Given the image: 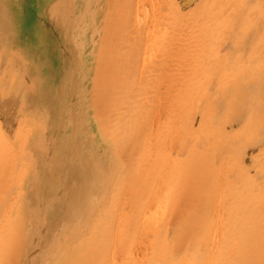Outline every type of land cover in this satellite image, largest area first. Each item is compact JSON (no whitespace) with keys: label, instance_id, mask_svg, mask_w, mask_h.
<instances>
[{"label":"rangeland","instance_id":"obj_1","mask_svg":"<svg viewBox=\"0 0 264 264\" xmlns=\"http://www.w3.org/2000/svg\"><path fill=\"white\" fill-rule=\"evenodd\" d=\"M146 1H145V5H143V7L145 8V6H146V9L148 10L147 15L149 14V12H150V14H152V12L154 10H155L154 12H156V10H159V11L156 12L159 15H161L160 13L162 12V15L161 16L156 15V17L158 16L157 19H159L158 21L156 20L158 22V23L157 22L156 23L159 25V27H160V24H161L162 20H164L166 17L167 18H170V16H172V15H174V16L178 15L179 17L182 16L184 18L183 21H185V23L183 22L182 25L183 26L185 25L184 26L185 27L184 29L186 30V32L184 33L183 38L181 36H179V37H181V38H179V37H177V36L174 35V32L173 31H171V35L172 36L174 35V37H176L177 40H176V38L172 37L173 38V44L175 43L174 45H172V48L174 46L175 47L173 49H171L170 51L167 50L168 49L167 48L168 46L166 45V39H164L165 37H163V39H164L163 42H162V40H159L158 41V39H157V42H156V40H154L152 42L153 43V46H151L152 44L150 45L152 47V50H155L156 46L161 45V46H159V49L157 47L159 54H154V55L151 54V51L152 50L150 51V49H149L150 47L147 48L150 51L149 53L147 52V49H145V51L148 54L144 50H143L144 52L143 51H141V52H143L144 55L147 54L149 56V59L151 61H149V60L148 61L151 62V66H152V63H153L152 59H153L154 56H155L156 59H158V58H160L159 56H161V53H167V51H169L167 53V55H169V57H172V55H174V56L177 57V59L179 57L181 60L178 59L176 61V63H177L176 64L175 63V59H176L175 57H172V60L173 61L171 60V58H170L171 61L170 60L166 61V60L160 59V62H162V65H163L161 67H163V68L165 67L166 68V69L164 68V70L162 71L163 68L160 67V64L161 63L158 66H154V65L152 67L150 66L151 68H149V66H146V65H148V64H146V62H148V61L146 60V56H143V53H142L141 56L138 54L139 55L138 58L136 57L139 60H135L133 58V60H135L134 63H136L133 68L137 67V68L134 69V71L140 70L139 67L140 68H143L144 71H145L146 70L145 67L146 68L148 67V69H150V70H152V71H154V72L157 73V75L154 76V77H153V75H155L156 73L155 74H152V77L154 79L152 81H150V82H149V79H147V80L146 79H143L142 81L138 82L137 83L138 86L136 85V88L135 89L138 90V87L140 86V89L141 90L139 89L138 90L139 93H137L136 90L134 89L135 90L134 91V94L135 95L132 94L130 96V97H132V100H133V97L135 96L134 97V100H137L139 102V99L138 98H140V96H142V94H143V98L141 97V99H140V103L141 104L140 103L138 104V102H137L134 105L132 103L133 104L132 106H134V109L135 108H138V109H135V113H137L139 116H141L140 117L141 120H140L139 119V116L137 115V117H138L139 120L136 119L137 121L135 120V122H137V123H135V124L141 125L143 122L144 123L148 122V124L154 123L151 126L152 131L150 130V127H149L148 128L149 130L147 129V131H146V132H148V131L149 132L147 134L145 133L146 134V139L148 138L147 136H150L151 135L150 137H152V138L149 137L150 138L149 139L150 142H149V140H147L146 143H145V141H143V143H145V144L151 143V145L150 144H147V147H149L148 145H150V147L153 148V144H154V148L153 149L151 148V150L148 149L150 151V153H149L148 151H146L147 150L146 145L145 144L144 145L142 144L143 147L140 150H141V152H144L145 155H144V153H141L139 151L138 156H140L139 155L140 153H141V156L140 157L137 156L136 157V160H132L133 158H130V157L129 158L128 157L124 158V160H123L124 167L126 168V171L129 172V173H126L127 175H129L126 178H129V177L134 176V174H135L134 173L135 172L134 170H136V173L139 176L136 174L132 178H134L135 180H137V177L139 178L138 180H140V181L137 180L138 183H135L138 186L137 185H134V184H129V183L119 184V185L114 183L115 185L113 184L112 187L110 188L109 196L107 198L102 199L97 204V206L94 208V213H95V218H96L95 219L96 222L94 223V228H86L84 231H82L81 237L79 239H77V241L75 243V247L76 248H75L74 251H75L76 259L79 262L77 264H83L84 262H85L84 264H88V263L89 264H102V263L106 264L105 262H107V261L109 262L108 264H111L112 261L117 260V261L112 262L114 264L115 262H118L119 257L120 258L122 257L124 260L121 258L120 259V262H118V264L123 263L124 261H125L124 264L125 263L128 264L129 261L126 260V258L127 259L129 258L130 260L133 259V261H136V264H138V261H141V260H142V264H146L147 261H145L146 263L145 262L143 263V260H144V258L146 256H147L146 258H148L149 257L148 255H150L149 254L150 253L149 252L150 251L149 250V244H150L149 241L152 240V237L155 234V233L154 234L153 233L151 234V231H153L155 229L153 226L156 224L159 227V228H157L156 225H155L156 230H157V229H160L161 227H164L163 225H166V223L167 224H169V223L173 224L174 222L176 223L177 220H175L176 218L174 217L173 213L183 214V212H184L183 215H187V214H190L191 211H195V210L202 211L201 213H204V211H206L208 217L211 215L210 218H209V220H206L207 221V228L210 231L206 228V230H208L209 232L204 233L205 234L204 237H203V235H202V237H200V238H204L205 240L202 241V239H199L198 238L199 240L198 239L197 240L199 242L198 243L197 242H194V244L196 243L195 244L196 246L191 245L195 249L193 247H191L190 245H188L189 243H186L184 245L185 246L184 250H186V252L191 250L190 253L192 254V252L194 251L193 252V255L188 254L189 252L186 253L185 251L184 252L182 251V253H181L182 256L179 253V255H177L176 257L174 255V257H173L174 260L171 259V258H170V261H169V259H166L165 262L167 264H190V263L191 264H194V263H196V264H210V263L211 264H215V261H217L216 264H219L221 262H222L221 264H226V263L227 264H231V263L232 264H238V263L239 264H242V262H243V264H246V261H249L250 259L252 260V258L255 257L254 254H257V253H258V255L255 258H253V259H256V258L257 259L254 260L253 262H250V264H257V263L258 264H260V263L264 264V262H263L264 255H263V253H261L262 251L264 252V247H263L264 245H262L264 243V239H263L264 238V236H263L264 232H262V231H264L263 230L264 229V220H262V219H264L263 218L264 217V104H263V100H261L262 98H257V101H255L254 103L251 102V106L252 107L254 106V107H257V108L261 107V108H259L258 110H255V111L253 110V112H251V110L247 111L248 107H250V106L247 103H244L245 96L243 94H239V95L237 94L236 95V92H234L235 89L233 91L230 90L231 88H234L232 86H235V88L236 87H240L241 84H242L241 82H243L244 80H248L249 78L250 79H254V78L255 79L256 78H260L261 79L262 78L264 80V51H263V49H264V0H228V1H230L229 2V5H231L232 8L234 9V16L238 19L239 22L236 24L235 27H233V29H232L231 32H229L228 29L218 30L216 32V34L213 35V36L210 35V34H211V28H212V26H213V24H214L215 21L213 20L214 17L211 16V13H212L211 9H213V7L216 4L219 3V0H217V1L216 0H186L187 2L185 0H153L154 3L151 0H148L149 2L150 1L151 2L150 3L147 2V4H146ZM168 2H169V4L167 5L166 3H168ZM224 2L226 3V0H224ZM156 3H157V5H156ZM154 5L156 7V8L154 7L155 9L152 8ZM149 6L152 8L151 10H153V9L154 10L153 11H150L149 10V8H150ZM183 7H184V9H183ZM122 8H121V11H122V13H124V15L120 12V16L122 14L121 17H124V18H121V19H126L127 18L126 15L130 11L128 12V9L126 7H124V8H126L127 11H126V9L123 10ZM166 8H167V10H166ZM190 10H191V12L193 11L194 13H191ZM125 12H127V13H125ZM251 12L252 13L254 12V13L252 14ZM249 13H250V15H249ZM243 14H245V15H243ZM140 15H142V14H140ZM78 16L80 18L82 16V14L79 13ZM255 16H256V18H255ZM84 17H86V15ZM149 17L147 16V19H146V16H145L144 19L148 21L147 23L151 24V22L153 23V20L151 18L154 17V20H155L156 17L155 16H153V17L151 16V18H149ZM148 18H149L150 22H149ZM39 19H41V18H39ZM145 20H144V24H145ZM142 21H141V23H142ZM156 23L151 24L150 27L148 26V29H153L154 26H155V29H156V26H157V25H155ZM144 24L142 23V25H144ZM157 28H158V26H157ZM187 29H189V30H187ZM116 31H117V29L114 31L113 35H116ZM190 32H193V33H190ZM53 33L54 34L52 35L51 43H50L49 48H50V50L55 55V53H59V52H61V50L64 51L65 47H63V45L60 42V35H61L60 34V30L57 29V28H55V30H53ZM233 33H234V35H233ZM254 33L257 35L256 37H255ZM185 34H186V36H185ZM108 36L110 37L111 40L113 39L112 41H115V43H116V41H117L116 36H112L113 38L110 36V34H108ZM248 37L252 39V41L250 42V45L249 46H247L249 44V41H247L248 43L246 44V48H245V46H243V47L242 46H238L237 48L232 49V51H234V52L233 53L231 52L232 55H230V57L224 55V53L227 51V49L229 50V48H231V40L232 39H233L232 41L238 42L240 40H243V38H246V40H248L249 39ZM184 38H186V39H184ZM133 39H136V37L135 38H132V40L131 39H129V40H131L132 42L134 41V44H135V42L137 44V42H138L137 40L138 39H136V41L133 40ZM181 39H183L184 41H182ZM251 39H249V40H251ZM121 40H122V42L123 41L125 42L124 37H122ZM179 40H181L182 43H179L178 42ZM15 41H14V37L13 36L8 35V32L0 31V119H1L0 120V184L1 183H4V186H3V184L0 185L1 186L0 187V189H1L0 190V193H2V194H0V197H1L0 198V226L3 227V228L0 227V230L4 229L2 232L0 231V237H1L0 238V241L2 242V243L0 242V250H2V249L4 250L5 249V251H8V250L11 249V251H13V252L14 251H17L18 250L17 248H19L20 245H21V243H22V240L21 241L19 240L21 234H18V233H20V229L21 228L19 226V223H18L17 219H19V217L23 214L24 209H28V208L33 209L34 208V212H36L37 226L39 224H41L42 227H43V229L42 228L41 229L39 228L40 231L43 232V234H42L43 240L41 242V246L43 245L44 242H47L48 243L49 242V229L51 228V226L53 224V221L57 217H59L60 215L65 214L64 213L65 212L64 211L65 207L63 206V204H64L65 200H67L69 198V193H70V191L68 190V187L66 185L67 178L70 177L69 179H72V178L77 177V176L94 175V174H97L99 172V170L101 169V166H99V164H98V159H96L98 157L97 151H95L96 154H95V157L94 158L90 155V157H92V159H88V160L91 161L90 163H88L86 161V156H84V158H82L83 157V154H84L83 153L84 150H87V151H88V149H89V151H92L93 150V146L92 147H90V146L89 147H87V146L85 147L86 140L84 138V134H83V132L82 133H79L80 130L82 129V127H81L82 122H80V120L78 118V115H79L78 112H82V107L84 105L83 104L84 103V100L81 99V100L77 101L76 98L72 96V94L71 95L67 94V91L68 90H70L73 87H75V83H76V78L75 77L78 74V72L80 73V64H78V62L75 61V58H77V55L74 54V58H72L71 57L72 55H71L70 52L69 53H66V59L69 56V58L67 59L68 62H70L67 65V66H69L68 67L69 71L66 70V68H64V67L61 68V66H60V68L58 69V72L59 73H57V71H56V74H53V76H54L53 79H52L53 81H51V84H48V82H47L48 79H46L44 77V74H46L47 71H45L44 68H43V66H42V60H41L40 52L34 54V51H33V49H31V46L29 47L28 44H24V45H21L20 44V46H19V44L17 45L15 43ZM131 41H130V43H131ZM176 41L178 42V46H177V42ZM226 41H227V43H226ZM127 42L128 41H126V44H127ZM148 45H146V46H148ZM154 45H156L155 48H154ZM115 46H116V44H115ZM161 47H162V50L163 51L160 50ZM184 47H185V49H184ZM190 47H191V49H190ZM222 47H224V48H222ZM113 48H115V47H113ZM177 48H179L177 52L180 51L179 52L180 54L179 53H176V52L174 53L173 50L176 51ZM180 48H182L183 51ZM239 48H241V49H239ZM65 50L66 51H69L70 49L69 48H66ZM117 51H119V49L118 50L115 49V52L116 53H117ZM164 51H166V52H164ZM171 51L173 52V54H172ZM115 52H112L113 58H115L114 57L116 55ZM189 52H190V54H189ZM64 53H65V51H64ZM155 53H157V51ZM182 53H184V54L182 55ZM152 55H153V57H152ZM167 55H166V57H167ZM180 55H182V57ZM139 57H141V58H139ZM142 57H145V60ZM169 57H167V58L169 59ZM227 58H229V59L232 58V60L229 61V59L227 60ZM130 59H132V57ZM182 59L183 60L185 59L186 61L184 60L182 62ZM179 60H180V63L182 62L181 64L178 62ZM154 61H155V59H154ZM158 61L159 60H157L153 64L159 63ZM218 61H219V63H218ZM227 61H228V65L229 66L227 65ZM220 62H222V63H220ZM174 63L176 64V66H174L175 65ZM184 63H186V64H184ZM63 64H65V63H63ZM130 64L131 63H129V66H130ZM165 64H167V65L165 66ZM178 64H179V66H177ZM127 66L125 65V69L126 70L129 69ZM172 66H174L175 69ZM185 66H186V68H185ZM179 67H180V69H178ZM182 67L184 69L183 74H182V72H179L180 70L183 71L181 69ZM158 68L160 69L159 71H158ZM131 70H133V69L131 68ZM66 71L70 73V76L67 77V80H69L68 83H65V81H64L65 79H63V78L66 77L64 75V73H66ZM125 71H124V73L122 72L123 75H125ZM128 71L130 73L132 72V71H130V69ZM174 71H177L178 72V73L176 72L178 76L176 75V73ZM127 72H126V74H127ZM160 72L163 73L162 76H160L161 75ZM130 73H128L127 76L130 77ZM151 73H153V72H151ZM184 73H186V75H184ZM209 73L214 74V76L212 75V76L209 77ZM158 74H159V76H158ZM165 74L166 75L169 74L168 76H170V78L168 76H166ZM179 74L181 76H183L184 78L182 77L183 79H181V76ZM198 74H200V76H198ZM215 74H217V75H215ZM172 75L175 76V78H172L171 77ZM189 76L192 77V78H190ZM201 77H204V78H201ZM193 78H195V79H193ZM176 79H178V81H180V82L183 80L184 82L182 81V83L184 84V86H183L182 83L180 84V82H178V84H177V80ZM170 80H174V82L173 81H170ZM185 80L186 81L189 80V81H187L189 83L188 84H185V82H186ZM192 80H197L194 83V85L192 83ZM237 81H238V83H237ZM213 82H216L217 86H216L215 83H214V86H213ZM146 84H147V87H146ZM168 84L173 89L172 90L173 96L171 98H168L169 97L168 94L166 96V93H168V90L166 89L167 86H169ZM239 84H240V86H239ZM164 85H166V87ZM175 86L176 87L177 86L178 87L180 86V87L179 88L178 87L176 88ZM194 86H195V89H193ZM142 87H144V88H142ZM184 87H186V88H184ZM47 88L52 90L51 91L52 94L49 95V96L45 95L46 94L45 91H47ZM163 88L165 90H162ZM228 88H229V91H228ZM176 89H177L178 92L176 91ZM179 89H180V91H179ZM182 89H183V91H184L185 94L183 93L182 95L179 94L177 96L176 94H178L180 92L182 93V91H181ZM203 89H206V91L204 90V92H203ZM208 90H209V93H208V96H207V91ZM225 90L227 92H229L230 94L229 93H228L229 95L226 94V91ZM141 91H143L144 93L141 92ZM163 91H164L165 94L162 93ZM249 91H251V90L245 91V93H251L252 92V91L251 92H249ZM188 92L189 93L191 92V93L188 94ZM216 92H223V94L225 93L224 95H227L228 97H231V96L232 97H235L237 99V100H233L235 105L233 104V101L232 102H226V100L224 99V102H223V100L221 102L220 101L221 99H216L215 98ZM232 92H234V94L236 96H234ZM137 95H139V96H137ZM189 95H190V97H189ZM136 96L138 98H136ZM205 96H207V98ZM242 97H243V99H241ZM113 98H116V97H113ZM129 98L128 99L125 98L127 103H128L127 100L130 101V99H131V98L130 99ZM172 98L174 99V102H173V99ZM175 99H178L180 101H178V100L175 101ZM183 99H186V100L189 99L188 101H186V100L184 101V102H187L188 104L187 103H181V102H183L182 101ZM110 100H109V98H108V100L106 98L105 100L104 99L103 100L102 99H99V100L98 99H95L93 101V104H92L93 111H92V113H93V116H94L95 120L98 121V119L101 117L102 111H104V109H103V106L104 105L107 107V112L109 111V115L112 114V112L110 113V111L113 108V107H111V105H113V102H112L113 100L112 101H110ZM117 100H119V99H117ZM217 100L220 101L219 103H221L222 105L219 104V103H216V102H218ZM89 101L91 102V100H89ZM108 101H110V102L108 103ZM114 101H115V99H114ZM214 101H216V102H214ZM147 102H148V108L149 109L145 106V105H147ZM152 102L154 103V105H151ZM172 102L174 103V105H173ZM193 102H194V104H193ZM117 103L119 104V108H120V100ZM117 103H116V106L115 107H117ZM127 103L126 104L123 103L124 106H126V108H128L130 106V105H127ZM239 103H241L240 106H239ZM160 104L162 105V107H161ZM227 104H229L231 107L229 105H227ZM253 104H255V105H253ZM136 105L137 106H140V108L137 107ZM142 105L144 106V108H143ZM192 105H194V106L192 107ZM200 105L202 107L204 106L205 109H203L204 107L202 108ZM157 106H158L159 109L162 110V111H160L158 113V115L156 113V111H158L157 110ZM172 106L173 107L175 106V107L173 108ZM206 106L209 108V110H207L208 108H206ZM211 106H212V108H211ZM222 106H223V108H221ZM168 107H169V110H171V111H174L172 109H176L174 111L176 113L169 111L168 110ZM215 107H218V109H216ZM240 107H242L241 108L242 110L240 109ZM119 108H116V110L118 111ZM131 108L133 109V107H131ZM141 108H143V109H141ZM151 108H154V109L151 110ZM188 108H190L189 110L191 112L188 110ZM121 109L122 110H119L121 112H119V111H118L119 113L116 112L117 114L114 112V115L115 116L118 115V114L121 115V116H116V118H119V119H117V122H116V124H118L116 126H118L119 128H120V125H123V124L126 125L127 124V121H128V118H126L127 113H126V116H124L125 118L123 117L120 120V117L123 116V113L125 111L127 112V109L126 110L124 108H121ZM147 109L148 110H151V113H153L152 114V117L146 118V116L143 114V112H141L142 110L145 111ZM237 109H239L240 112ZM186 110L188 111V113H187ZM229 110L232 111V116H231V113L230 112H229L230 114L227 112ZM179 111H180V114H179ZM242 111H244V116H242ZM76 112H77V117H75V113ZM181 112H182V114H181ZM233 112H234V114H233ZM128 113H130V112H128ZM140 113H142V114H140ZM172 113H173V116L174 117L172 116ZM183 114H185V115L183 116ZM205 114H207V115H205ZM228 114H229V116H228ZM87 115L88 116L90 115V117H91V113H88ZM178 115H179V117H178ZM234 115H236V116H234ZM239 115H241L242 117H244V119H247V120H246V122L244 121V123L242 125H240L239 128H238V126H236L234 124H235V120L238 118ZM111 116H113V114ZM195 116H197V117H195ZM199 116H201L202 118H200ZM213 116H215V117H213ZM84 117H85V115H84ZM166 117H168V118H166ZM186 117H188V118H186ZM41 118H42L43 121L41 120ZM91 118H93V117H91ZM114 119H115V117H114ZM124 119H125L126 122L123 121L124 122L123 123L122 120H124ZM168 119H169V121H171V123H169ZM173 119L175 120L174 122L172 121ZM233 119H235V120H233ZM249 119H250V122H249ZM15 120H16V122H14ZM74 120L77 122V125H75V124L72 123ZM115 120H114V122H115ZM97 121H95V122H97ZM151 121H152V123H151ZM176 121H179V122H176ZM204 121H205V123H204ZM258 121L260 122L259 124H258ZM17 122H18L19 125L17 124ZM46 122H49L50 126L52 125V126H54V127H56L58 129V132L56 134H58L59 139H58L57 142L56 141L53 142V140H54L53 135L47 134L49 137L46 136V133H45ZM114 122H112V124H110L111 125V128H112ZM118 122L119 123L121 122V124L119 125ZM138 122H140V123H138ZM172 122H173V124H172ZM180 122L183 125L180 124ZM232 122H233V124H231ZM207 123H208V125H207ZM128 124L126 126L123 125V128L121 127V129H123L124 134H122L123 132L118 127L117 128L119 130H117V128H114L113 129V130H115L114 133H116V130H117V133L119 132V134H120V135L118 134L119 135V139H120L121 136L123 137V139H122V137L120 139V141L122 140L121 142H123V143L129 142V141H125L124 142V140L127 139L128 137H130V135H132L131 134L132 130H127L126 129L127 126H128ZM162 124H164V125H162ZM201 124L202 125L204 124L202 126V128H201ZM44 125H45V128H43ZM153 125H154V127H153ZM165 125H167V128L168 129H166V126ZM184 125H185V127H184ZM211 125H212V128H210ZM159 126H161L160 127V130L158 131V133H156V129L159 128ZM181 126H183V127L181 128ZM206 126L208 127V130L209 131L206 130V128H207ZM9 127H12V132H11L12 134L11 133H9V134L7 133V129ZM204 127H206V128H204ZM245 127H246L247 130L244 129ZM175 128H178V129H175ZM187 129H189L190 131L189 130L187 131ZM161 130L165 134L167 133L165 130H167L169 133L171 132L172 135L169 134V133H167L166 135L164 134L165 138H167V139H164L163 133L161 132ZM203 130L204 131L206 130V131L203 132ZM220 130H222V131H220ZM86 131H88V127L86 128ZM103 131H104V129H101V133ZM106 131L107 132L110 131L109 127L106 129ZM246 131H248V132H246ZM107 132H105V133H107ZM125 132H126V134L127 133L129 134L130 133L129 136L124 137V136H126L125 135ZM188 132H190V134ZM194 132H196V133H194ZM215 132H217V133H215ZM221 132H223V133L225 132L224 135ZM249 132H251V133H249ZM155 133H156V135H155ZM159 133L162 134V135L160 134L163 137V141L162 142L161 141L158 142L159 138L161 137L159 135ZM174 133H175L176 136L174 135ZM56 134H55V136H56ZM107 135H110V133H108ZM118 135L117 134H114V136H117V138H118ZM230 135H231V137H229ZM154 136L156 138H154ZM191 136H193V138ZM67 137H72L74 140H77V141L76 142H73L72 141L73 139H71L70 141H67L66 140ZM139 137H141V136H139ZM176 137H178V138H176ZM182 138H184L185 140L182 139ZM219 138H221V139H219ZM197 139L202 140V141L200 142ZM215 139L216 140L218 139V141L211 142L212 140L214 141ZM151 140H154L155 143L153 141H151ZM168 140H170V142ZM227 140H228V142H230V144L229 143L227 144V145H229L228 146L229 148L226 147V145L223 146V144L226 143ZM240 140H242V141L240 142ZM112 141H113V139L111 141L109 140V142H111V143H112ZM177 141H179V142H177ZM219 141H222V142H219ZM223 141H225V142L223 143ZM48 142H51V143L53 142L54 144H57L58 145V147L56 148L57 149V153H56V155L54 157H51L49 155L47 158H45L44 157V153L42 152V148H40V147L41 146H45L46 143H48ZM116 142L118 143L119 140L114 139V142L113 143H114V145L116 147H112L113 144H111V148L116 149V148L119 147L120 144H122V143H120L119 145H117ZM181 142H183V143H181ZM232 142H233V144H232ZM237 142H238V144H237ZM169 143H170V146L168 145ZM173 143H174V145H173ZM220 143L222 144V146H221ZM69 144L70 145L76 144L77 145V149H71L70 150L69 149V147H70ZM178 144H179L180 147H178ZM188 144H190L189 147H188ZM199 144H200V146L202 148L199 147ZM240 144H242V145H240ZM236 145H238V147ZM239 145H240V147H239ZM245 145H246V147H244ZM159 146L160 147H163V148H159L158 149L157 147H159ZM167 146H169L170 148L167 147ZM216 146H217V148H215ZM181 147L184 148L185 150L182 149ZM196 147H197V149H196ZM231 148H232V152L235 150L234 151L235 154H233L231 152ZM237 148L239 149V151L237 150ZM142 149H145V150H142ZM160 149H163V150H160ZM198 149H199V151H197ZM218 149H220L221 152ZM256 149H257V151H256ZM51 151L53 152L54 151V148L51 147ZM112 151H114V150H111L110 152L108 151V153L111 155L112 153H115L116 152V150H115V152H112ZM181 151H183V152L180 155L179 153H181ZM215 151H218V152H215ZM226 151H228V152H226ZM153 152L154 153L156 152L155 155H154ZM165 152H167V154L164 157V153ZM193 152H195L194 154H197L196 155L197 157L194 156ZM224 152H225V154H222ZM214 153H218L220 156L218 157V155H216ZM109 154H108V156H109ZM177 154H178V157H177ZM158 156H160V160L163 159L164 162L162 160L160 161ZM198 156H199V159H198ZM57 157H58V159H56ZM173 157H174V160H173ZM180 157H183V159H181ZM190 157L193 158V159H191ZM194 157L197 158L198 160L194 159ZM213 157L216 158V160L219 161V163L217 162V164H215L216 161L214 160ZM142 158H143V160H141ZM211 158H213L214 161ZM229 158H231V159H229ZM55 159H56V161L57 160L59 161V159H60V164L53 163ZM150 159H151V161H150ZM189 159H191V160L189 161ZM210 159H211V161H209ZM144 160H147V161H144ZM186 160H188V161H186ZM195 160L197 161L198 164L196 163ZM125 161H127L126 162L127 164L125 163ZM140 161H141V164H140ZM148 161H150V162H148ZM179 161L180 162L182 161L181 162V165H179L180 164ZM192 161H194V164L195 165L194 164L192 165ZM204 161H206V162H204ZM177 162H179V163H177ZM184 162L185 163H189L190 165L188 166V164H187V166H186ZM85 163H87V164L84 165ZM143 163H144V165L141 166ZM168 163L170 165H168ZM183 163H184V165H183ZM206 164H210L211 169H212V166H214L213 169H212L214 172L212 174H211L210 171H208V170H211V169H209L210 167L208 165H206ZM53 165L56 166V171H55V167ZM174 165H175L176 168L174 167ZM178 165H179V167H178ZM203 165H206L207 167L204 166L205 167V169H204ZM239 165H241V166H239ZM131 166H134V168L137 167L138 169H136V168L135 169H132L133 167H131ZM162 166H163V169L165 168L164 169L165 172H163L164 170L162 169ZM191 166L194 167V168H192ZM197 166H199V167L197 168ZM104 167H105V163H104ZM129 167H131V168H129ZM139 167H140V169H139ZM202 167H203V169H202ZM9 168H11V169L9 170ZM52 168H54V173H52ZM173 168L175 169L174 172L172 171ZM6 169H8V170H6ZM146 169H149V170L147 171ZM201 169H202V171H201ZM224 169H225V171L227 170L226 172L229 173V175L224 171ZM138 170H141V171L137 172ZM179 170H180V172H179ZM181 170H183V171H181ZM199 170H200L201 173L199 172ZM206 170L208 171V173H207ZM130 171H132L131 172V173H133L132 175H131ZM170 171H171V175L172 176L170 175ZM177 171L180 174L186 172L185 175L181 174L185 178L184 177L181 178V175H179L177 173ZM196 171H197L198 174L196 173ZM239 171H241V172L240 173H237ZM245 171L247 172V174H246ZM2 172H3V174H2ZM190 172L193 173V174L192 175L191 174L189 175ZM203 172H204V174H203ZM217 172H219V173H217ZM145 173H146V175L148 173L149 174L146 176ZM241 173L242 174H245V175H242ZM6 174H9V175H6ZM187 174L189 176H186ZM205 174H207V175L209 174V175L207 176ZM223 174H226V175L222 176ZM3 175L6 176V178L8 180H6L5 178H3L4 177ZM154 175H156V177H154ZM178 175L180 176L181 179L179 178ZM194 175H196V176L194 177ZM202 175H203V178H202ZM210 175H211V177H209ZM231 175H233V176L230 177ZM149 176H150V178H148ZM217 176H219V178ZM117 178H118V176H117ZM126 178L124 177V179L127 182V179ZM144 178H145V180H143ZM168 178H170V180ZM224 178L227 179V181ZM243 178H245V179H243ZM147 179H149V180H147ZM223 179L227 182V186H226V182ZM164 180H166V182ZM195 180H197V182ZM220 180H222L224 182H221ZM1 181H4V182H1ZM142 181H143L144 187H143ZM167 181H169V182H167ZM203 181H204V183H203ZM218 181H220V182H218ZM185 182L186 183L188 182V183L186 184ZM207 182H208V184H211V185L209 186L207 184ZM154 183H155V185H154ZM166 183L167 184L170 183L171 185H173V188H171L172 186L170 187L169 184L168 185H165ZM219 183H221V184H219ZM238 183L241 184V185H239ZM257 183H258V186H257ZM148 184L151 185V186H149ZM123 185H124V187L122 188ZM194 185L195 186L197 185L196 186L197 189H195L196 187H194ZM206 185H207V187H206ZM223 185H224V187H223ZM167 186L170 187L169 190H168V187ZM120 187H121V190H120ZM134 187H137V188L139 187L142 190L139 189V188L138 189L137 188H134ZM211 187H212V189H211ZM217 187H219V188H217ZM238 187H239L240 190L237 189ZM3 189H5V190H3ZM124 189H126V191H124ZM135 189L137 191H139V192L136 193V190ZM153 189H155V190L153 191ZM201 189H202V191H201ZM222 189H224V193H223V190ZM2 190H3V192H2ZM147 190H149V191H147ZM170 190L173 191V193L172 194L170 193V194L173 196V199H175L174 202H176V206H177L176 211L173 212V213H172V210H174V209H172V206H171L170 194H168L166 196V194L168 193V191L171 192ZM192 190H193V192H192ZM204 190H205V193L207 191V194L204 193ZM218 190H220V191H218ZM221 190H222V195H225L226 197L225 196L219 197V196H222L221 195ZM241 190H244V191H241ZM143 191L144 192L146 191L148 193V199H147V196H146V199H145V197H143L144 200H143L142 204L144 206L143 205H141V206L139 205V207H140L139 208V207H131L130 203L127 205L128 199L130 201V198H133V197L134 198L135 197H141V196H137V195H140V192L142 194H144ZM125 192H126L127 195L124 194ZM156 192L158 193V195H157ZM208 192H210V193H208ZM240 192H241V194H240ZM132 193L134 195H136V196H134ZM153 193L155 195H157L158 198L155 197V196H153V195H151ZM174 193H177V194H174ZM218 193H219V196L217 195ZM225 193L227 195H230V196L227 197V195ZM232 193H233V195H232ZM201 194L202 195H205V197H206V195H208V196L205 198V197L200 196ZM213 195H214V200H212L213 199V197H212ZM120 196H121V199L119 198ZM161 196H162V198H161ZM44 197H47V198L45 199ZM151 197L154 198V199H152ZM164 197H165V199H164ZM209 197H211V198H209ZM224 197H225V199L226 198L227 199L226 200L225 199H221L220 200V198H224ZM122 198L125 199V200H123ZM150 198L153 201L156 200V203L154 201L153 204H152V206L149 207V205H151V203H152V201H151ZM203 198H205V199H203ZM217 198H219V199H217ZM233 198H236V199H233ZM71 199H75V197H72ZM229 199H230V201H229ZM39 200H40V203L37 202ZM50 200L51 201H56L57 200L56 201L57 202V205L55 206L56 207L55 208L56 210L53 211V212H51V211L50 212H46V211L44 212V210H42L43 207L41 205L42 204H45L46 205L48 203V201H50ZM147 200H150L151 203H149V201H147ZM157 200L159 201L161 207L158 205L159 203L157 204ZM222 200L224 201V203L222 202ZM122 201H124V202H122ZM168 201H169V204H168ZM3 202H6V203H3ZM216 202H218V204ZM226 202L229 205H227ZM115 203H116V205H115ZM148 203H149V205H146ZM215 203H216V205H215ZM242 203H244V204H242ZM261 203H262V205H261ZM4 204H6V205H4ZM164 204L166 205V207L168 206L167 207L168 210L166 209V207H165ZM205 204H207V205L205 206ZM219 204H220V206H219ZM198 205H202V207H200ZM241 205H243V206H241ZM217 206L221 207V209L219 207H217ZM222 206H224V207H222ZM227 206H228V209L230 208L231 210L229 209V211H228L226 209ZM128 207H129V209H128ZM143 207L144 208L146 207V208L144 209ZM170 207H171V209H170ZM134 208L135 209H138L139 211L138 210L137 211L135 210V212L134 211H131V209L134 210ZM141 208L144 209L142 211L141 215L140 214H138V215L134 214L136 212L140 213ZM160 208H161V213L162 214L161 213L160 214H157L158 211H160ZM164 208L169 213L168 215H167V212H166V210ZM208 208H210L211 210H209ZM236 208H238V209H236ZM240 209H241V212H240ZM249 209H251V210H249ZM219 210H221L222 215H218V214H221V212ZM233 210L236 211V213ZM243 210L245 212H247V211H250L251 212L252 211L255 214V217H257V219H258L257 221L258 222L256 221V224H255V222H253L252 220H255L256 218H253V219L251 218L250 219L251 221L248 223V225L247 224L245 225V224L241 223L243 221H244V223L247 222V219H246L247 217H245L243 215L245 213ZM258 210L262 211L261 214H260V211H258ZM147 211H149V213ZM210 211H212V212H210ZM217 211H218V214H217ZM237 211H238V214H240V215L237 214ZM1 212H2V214H1ZM122 212H123L124 215L120 214ZM131 212L134 214L133 217L130 216V215H133ZM231 212H234V213H231ZM223 213L225 214V216H224ZM258 213H259V215H260L261 218L256 215ZM112 214H114V215H112ZM125 214H127L128 216L125 215ZM231 214L233 216H231ZM116 215H118V216H116ZM151 215L154 216V217H152ZM170 215H173L172 216L173 219L171 218L172 221H170V218H169V217H171ZM216 215H218V217L215 219ZM229 215L231 217H235V216L238 215V217H239L240 220L238 218H236V217L235 218L238 219V220H236L235 218L233 219L231 217L229 218ZM109 216H112V218H114V219L116 218V219L114 220V219H112ZM219 216H220V218L222 216L223 220H222V218L219 219ZM150 217H152L151 220H149ZM166 217H167V219L168 218L169 219L167 220ZM211 217L214 219V220L212 219L213 221L211 220ZM110 218H111V220H110ZM120 218H121V220H120ZM126 218H129V220L131 222V225H130V222H128L129 220L126 219ZM142 218H144V219H142ZM184 218L185 217H182V219H184ZM229 219H230V221H232V223L229 222ZM245 219H246V222H245ZM1 220H3V221H1ZM126 220H128V221H126ZM133 220H134V223H133ZM145 220H146V223H145ZM163 220L166 221V223ZM185 220H188V219H185ZM217 220H219L220 222L221 221H225L226 225L223 222V225L224 226H222L221 225L222 222L220 224V222L217 221ZM46 221H47V223H46ZM110 221H112L114 224L111 223ZM122 221H124V224H123ZM188 221H191V220H188ZM210 221L213 222V224L210 223ZM236 221H238V222H236ZM93 222H94L93 220L90 221V223H91L90 224V227L93 225ZM120 222H122L121 223L122 224L121 226L119 225ZM125 222H127L128 224L126 225ZM179 222H182V221H179ZM218 222H219V224H218ZM234 222H236V223H234ZM251 222H253V224ZM1 223H2L3 226L1 225ZM215 223H216V225H215ZM228 223H230V224H228ZM257 223L260 224V227H259V224H257ZM111 224H113V225L111 226ZM133 224H135V225H133ZM160 224H163V225L160 226ZM238 224L239 225L241 224L242 225L241 226L242 228L243 227H246V228L245 229L243 228L244 229L243 230L241 227L239 228ZM4 225L6 226L5 228H4ZM123 225L125 226V228L128 226L127 229H125ZM129 225L130 226L133 225V226L130 227ZM229 225L230 226L232 225V226L229 227ZM233 225H235V226L237 225V227H234ZM250 225L251 226L252 225L253 226L255 225L254 226V229L256 228V231L254 230V233L251 232V229H253V227H251V228L248 227ZM140 226H142V227L146 226V228L145 227L144 228H141ZM225 226H226V228H225ZM257 226H258L259 229L257 228ZM261 226L263 227V229H262ZM122 227H123V230L125 229L127 231L129 229V232L132 231L130 233L131 236H130L129 232L127 231L128 234H129V236H128L129 238L127 237V239H126V237H125V239L123 240V242L128 241V242H126L127 244L126 243L121 244V241L118 240V239H120V235L127 234V232L125 230L123 231L121 229ZM152 227L154 229H152ZM232 227H234L233 228L234 231H233V229H231ZM113 228H115V229L113 230ZM119 228H120V231L119 230L117 231L116 229H119ZM140 228H141V230H139ZM211 228L213 230H215V231H213ZM216 228H218V229H216ZM227 228L228 229L230 228L229 231H227ZM238 228L241 229L244 232L248 228V230H247L248 231L247 232L248 234L247 235L249 236L251 234V236H253V237H250V236H249V238L248 237H244L245 241H243L244 240L243 239V236H247V235H245L246 233L245 234L242 233L241 230H239ZM133 229L136 230V231H134ZM142 229H143V232H142ZM144 229L147 230V231H145ZM112 230H113V232H112ZM115 230H116V232H115ZM148 230H150V232ZM259 230H262V231H259ZM92 231H93V234L91 233ZM141 232L143 233V235H141ZM214 232H217V236H216V233H214ZM228 232H230L231 234L228 233ZM238 232H241V234H238ZM212 233L215 234V237H216V240H217L216 242H218V241L220 242L219 244L216 243L217 246L215 245V242H212V243L210 242V240L212 239V236H214V235L211 236ZM256 233L257 234L259 233L260 235L263 233L262 234V237L259 236V234H258V236H259L258 237ZM90 234H91L92 237L90 236ZM113 234L115 236H113ZM117 234H118V236H116ZM218 234L221 235V239L222 240L220 239V236ZM226 234L227 235L230 234V235L229 236H226ZM234 234H235V237H234V240H232V241L233 242L235 241V244L231 241V239H233V235ZM254 234H255V238H254ZM132 235H133V238H132ZM147 235H149L150 237H148ZM83 236H85L86 238L83 237ZM137 236L139 238H137ZM147 237L149 238V241H148V238ZM207 237H209V238H207ZM222 237H224L225 240L229 237L227 241L230 242L231 244L230 243L227 244V241H224V238H222ZM16 238H18V239H16ZM146 238H147V240H146ZM237 238L240 239V240L237 241L236 240ZM251 238L252 239L254 238V239L253 240H250ZM100 239H102V240H100ZM140 239H142V240L140 241ZM257 239H258L259 242L257 241ZM260 239L263 240L262 243H261ZM104 240L106 241L105 243H104ZM112 240L113 241H117V244H116V242H114V247H113V244H112L113 243ZM135 240L136 241L138 240V241L136 242ZM248 240H250V243L253 242L252 245L248 242ZM3 241L4 242L6 241V242L4 243ZM80 241H81V243H80ZM83 241H84V243H83ZM134 241L136 242V244H140L141 242L144 241L145 245L146 244L147 245L145 246V248H143L144 247L143 246V243H141L139 246L137 245V248L139 250L138 249L136 250V248H135L136 247V244H135ZM205 241H206V245L204 243ZM212 241H215L214 238H213ZM221 241H224L227 245L226 244L223 245V242L221 243ZM242 242L249 243L250 244V247H247V245H246L247 243L245 244L246 246H244V244ZM256 242H258V244H256ZM79 243L81 245H79ZM240 243H242V245H241L242 247L240 245H238ZM6 244H8V245H6ZM13 244H14V246H13ZM130 244L131 245L132 244L133 245L135 244L134 245L135 247L133 246L131 248L130 247L131 246ZM169 244H170V246H172V243L171 242H169ZM208 244H210V245H208ZM249 244H248V246H249ZM102 245H104V246H102ZM116 245L118 247L120 246L121 249H120V247L118 248ZM121 245H123L124 247L121 246ZM213 245H214V247H213ZM222 245H223V247L225 245L226 246L223 248ZM254 245H257L256 247L262 246L263 248L262 247L260 248L261 249V252H260L259 248H255ZM6 246H8V247H6ZM199 246H202V247L205 246L204 247L205 250H204V248L199 247ZM210 246H212V248H214L213 253L211 251V250H213L212 248H211L210 251L208 250V247H210ZM252 246H253V248H252ZM48 247H49V245H48ZM87 247H88V250H87ZM111 247H113V249H114V252H113V255H115L114 257H113V255L109 256L112 253ZM188 247H189V249H188ZM233 247H234V249H233ZM243 247H245L244 249H246V250L243 251V254H242V248ZM89 248H91V249H89ZM130 248L133 249L132 251H134V252H132L133 258L131 256V252L129 251V250H131ZM134 248L137 251V254L135 253L136 251L134 250ZM200 248H202V249L200 250ZM240 248H241V252L238 251ZM247 248H249L248 249L249 252L253 253L254 256H252V258L249 257V256H251L250 255L251 253H249L247 251ZM250 248H252V250ZM12 249H17V250H12ZM94 249H96V250H94ZM98 249H99V251L102 252L103 255L100 254L101 252L98 253ZM142 249H145V250H143L144 252H146L147 249H148V252H146V255H145V253L143 254V251H142V254L143 255L142 256L140 255L141 254L140 250H142ZM192 249H194V250H192ZM224 249H226V250H224ZM253 249L255 251L258 250L260 252V255H259V252L258 251H257V253H255V251ZM126 250L129 251V252L127 253ZM195 250H196V252H195ZM197 250H199V251H197ZM77 251H79V252H77ZM115 251H117L119 253V255H120L119 257H117L118 254ZM203 251H206V252L203 253ZM208 251H209L208 254L211 256L210 253H212L213 254V257L212 256L211 257L214 258V259H216V260L212 259L213 261L210 260L208 262V260L211 259V257H208L209 256L207 254ZM215 251L218 252V253L216 254ZM219 251L221 253H219ZM228 251L231 252V253L230 254L227 253ZM234 251L235 252L237 251L236 252L237 255L235 254ZM244 252L246 253V255H245ZM247 252L249 253V256H247L248 255ZM96 253H98V254H96ZM124 253H125V255H124ZM195 253L197 254L196 255V259L194 258V260H193L192 257L195 256ZM225 253H226V255H225ZM81 254H83V255H81ZM93 254L97 257V259H96V257ZM128 254H130V255H128ZM135 254H136V257L138 256L137 257L138 258V261H137V259H135L136 258L135 257ZM200 254H204V255H202L203 257ZM104 255L105 256L107 255L108 257H105ZM227 255H228V257L230 256V258H228ZM46 256H48V254ZM190 256H192V257H190ZM221 256H222V258H221ZM223 256H225V258ZM233 256H235V259L234 260H232L234 258ZM237 256H242V257H237ZM258 256H262V257H258ZM87 257H90V259L87 258ZM109 257H110V260L111 261H109ZM115 257H116V259H115ZM139 257L140 258L143 257V258L141 260H139ZM181 257H183V258H181ZM244 257H246V260L243 259ZM185 258H188V259L191 258V259L186 260V261L185 260L183 261V259H185ZM199 258H200V260H199ZM204 258H206V261L207 262L204 260ZM259 258H261V259L263 258L262 262H261V259H259ZM224 259L227 262H224ZM237 259H242V260H237ZM52 260L53 259H51V258L46 259V264L47 263H51ZM243 260H245V261H243ZM258 260H260V261H258ZM95 261H97V262H95ZM168 261H169V263H168ZM234 261L237 262V263H235ZM18 262H15V260H13V262L12 261L11 262L9 261L7 264H10V263L11 264H21L22 263L21 261H20V263H18ZM38 262H39V260H38ZM164 263L160 262L158 264H164ZM129 264H132V262L129 263ZM133 264H135V263L133 262ZM247 264H249V262Z\"/></svg>","mask_w":264,"mask_h":264},{"label":"bare ground","instance_id":"obj_2","mask_svg":"<svg viewBox=\"0 0 264 264\" xmlns=\"http://www.w3.org/2000/svg\"><path fill=\"white\" fill-rule=\"evenodd\" d=\"M145 1L146 0H0V31H4V32H8V35H10V36H13L14 37V41H15V43L18 45L19 44V46H20V44L21 45H24V44H28V46L30 47L31 46V49H33V51H34V54L35 53H39L40 52V55H41V60H42V66H43V68H44V70L45 71H47L46 72V74H44V77L46 78V79H48L47 80V82H48V84H51V81H53L52 79H53V74H56V71H57V73H59L58 72V69L60 68V66H61V68H66V70H68L69 71V69H68V67L69 66H67L70 62H68V58H69V56L67 57V59H66V53H71V57L72 58H74V54H76L77 55V58H75V61H77L78 62V64H80V73L78 72V74L76 75V83H75V87H73L72 89H70V90H68L67 91V94H69V95H71L72 94V96L73 97H75L76 98V100L77 101H79V100H84V105H83V107H82V112H78L79 113V115H78V118H79V120H80V122H82V124H81V127H82V129L80 130V132L79 133H82L83 132V134H84V138H85V140H86V142H85V147L87 146V147H92L93 146V150L92 151H89V149H88V151L87 150H84L83 151V157L82 158H84V156H86V161L88 162V163H90L91 161L90 160H88V159H92V157L94 158L95 157V151H97V153H98V157L96 158V159H98V164H99V166H101V169L99 170V172L97 173V174H94V175H88V176H86V175H83V176H77V177H74V178H72V179H69V178H67V180H66V185H67V187H68V190L70 191V193H69V198L67 199V200H65V202H64V204H63V206L65 207V209H64V213L65 214H63V215H60L59 217H57L54 221H53V224H52V226H51V228L49 229V242L47 243V242H44L43 243V245L41 246V242H42V240H43V236H42V234H43V232H41L40 231V229L42 228L43 229V227H42V225L41 224H39L38 226H37V221H36V212H34V208L33 209H30V208H28V209H24V212H23V214L19 217V219H17V221H18V223H19V226H20V233H18V234H21V236H20V241L22 240V243H21V245H20V247L19 248H17L16 246V248L18 249H12V250H17V251H11V249L10 250H8V251H5V249L3 250H0V264H7L9 261L11 262H13V260H15V262H18V263H20V261L22 262L21 264H46V259H49V258H51V259H53L52 261H51V263H47V264H77V263H79L78 261H77V259H76V255H75V243H76V241H77V239H79L80 237H81V233H82V231H84L86 228H94V223L96 222L95 221V213H94V208L97 206V204L102 200V199H104V198H107L108 196H109V191H110V188L112 187V185L115 183V184H125V183H129V184H134V185H137V184H135V183H138V181H140V180H138L139 178L137 177V180H135L134 178H132V177H134L137 173H136V170H134L133 172L135 173L134 174V176H132V177H129V178H126V177H128L129 175H127L126 173H129V172H127L126 171V168L124 167V162H123V160H124V158H126V157H130V158H133L132 160H136V157L138 156V153H139V151L141 152V148L143 147V145L146 143V141L147 140H149L150 138H152V137H150V136H147L148 138L146 139V134L149 132H146L147 131V129L150 127V130L152 131V129H151V126H152V124H154V123H152V121H151V123L152 124H148V122H146V123H142L141 125H138V124H135V123H137V122H135V120L136 119H138V117H137V113H135V109H138V108H135L134 109V106H132L133 104L135 105L138 101L137 100H134V91L136 90V92L137 93H139L138 92V90L140 89V86L138 87V90L137 89H135L136 88V85L138 86V82H140V81H142L143 79H149V82L150 81H152L154 78V76H156L157 75V73L156 72H154V71H152V70H150V69H148V67L146 68L145 66V69L147 70H145L144 71V69L143 68H140L139 67V69L140 70H137V71H134V69L135 68H137V67H135V68H133L134 66H135V64L136 63H134L135 62V60H139V59H137L138 58V56L140 55H142V53L145 51V49H147L148 47H150L149 49H150V51L152 50V47L151 46H153V41L154 40H156V42H157V39H158V41L159 40H162V42H163V40L164 39H166V45L168 46L167 48V50H171V49H173L172 48V45H174L173 44V38L172 37H174V35L175 36H177V37H179V36H181L182 38H183V36H184V33L186 32V30L184 29L185 27V25L183 26L182 25V23L184 22L185 23V21H183V17L182 16H178V15H176V16H174V15H172V16H170V18H165L164 20H162V22H161V24H160V27H159V25L157 24L158 22V20L159 19H157V17L158 16H161L162 15V12L160 13L161 15H159L158 13H156L157 11H159V10H156V12H154L155 10V5L152 7V8H154L153 10H151L152 8L150 7L149 8V10L150 11H153L152 12V14H150V12H149V14L147 15V13H148V10L146 9V6H145V8L143 7V5H145ZM152 2H153V0H151ZM150 1V2H151ZM186 1V0H185ZM217 1V0H216ZM147 2L148 3H150L148 0L146 1V4H147ZM182 2V1H181ZM187 2V1H186ZM190 2V1H189ZM209 2V1H208ZM229 2L230 1H228V0H226V3L224 2V0H219V3L218 4H216L214 7H213V9H211V11H212V13H211V16H213L214 17V24H213V26H212V28H211V34L210 35H215L216 34V32L218 31V30H225V29H228V31L229 32H231L232 31V29H233V27H235L236 26V24L239 22L238 21V19L234 16V9L232 8V6L231 5H229ZM154 3V2H153ZM160 3V2H159ZM167 5L169 4V2L168 3H166ZM149 5V4H148ZM151 5V4H150ZM153 5V4H152ZM156 5H157V3H156ZM246 5V4H245ZM142 6V7H141ZM159 6V5H158ZM123 7V8H122ZM124 7H126L127 9H128V12L129 13H127V12H125V13H127V18L126 19H121V18H124V17H121L122 16V14L124 15V13H122V11H121V8L124 10V9H126V8H124ZM200 7V6H199ZM141 8V9H140ZM144 8V9H143ZM235 8V7H234ZM127 9H126V11H127ZM143 9V10H142ZM146 9V10H145ZM159 9V8H158ZM183 9H184V7H183ZM243 9V8H242ZM140 10V11H139ZM166 10H167V8H166ZM171 10V9H170ZM173 10V9H172ZM120 12L122 13L121 14V16H120ZM165 12V11H164ZM175 12V11H174ZM190 12H191V10H190ZM79 13H81L82 14V16L79 18V16H78V14ZM184 13V12H183ZM187 13V12H186ZM191 13H194L193 11L191 12ZM190 13V14H191ZM252 13V12H251ZM254 13V12H253ZM252 13V14H253ZM86 15V17H84L85 15ZM140 14H142V15H140ZM164 14V13H163ZM242 14V13H241ZM156 15H158L157 17H156ZM243 15H245V14H243ZM249 15H250V13H249ZM146 16V19H147V16L149 17V18H151V16L153 17V16H155L156 17V19L154 20V17L153 18H151L152 20H153V23H156L155 25H157L158 26V28H157V26H156V29H155V26L153 27V29H148V26L150 27V25L151 24H153L152 22H151V24H149V23H147L148 21L147 20H145L144 19V17ZM164 16V15H163ZM39 18H41V19H39ZM149 18H148V20H149ZM163 18V17H162ZM161 18V19H162ZM240 18V17H239ZM255 18H256V16H255ZM145 20V24H144V20ZM123 20V21H122ZM125 20V21H124ZM143 20V21H142ZM157 20V21H156ZM242 20V19H241ZM141 21H142V23L144 24V25H142V23H141ZM189 21V20H188ZM149 22H150V20H149ZM197 22V21H196ZM195 23V22H194ZM261 23V22H260ZM148 24V25H147ZM152 27V26H151ZM55 28H57V29H59L60 30V42H61V44L63 45V47H65V49L66 48H69L70 50L69 51H66L65 49H64V51H65V53H64V51L63 50H61V52H59V53H55V55H54V53L50 50V48H49V46H50V43H51V38H52V35L54 34L53 33V30H55ZM70 28V29H69ZM188 28V27H187ZM237 28V27H236ZM117 29V31H116V35H113V33H114V31ZM187 30H189V29H187ZM235 30V29H234ZM254 30V29H253ZM171 31H173L174 32V35L172 36L171 35ZM256 31V30H255ZM55 32V31H54ZM234 32V31H233ZM254 32V31H253ZM190 33H193V32H190ZM59 34V33H58ZM108 34H110V36L112 37V36H116V39H117V41H116V43H115V41H112L111 39H110V37L108 36ZM187 34V33H186ZM186 34H185V36H186ZM232 34V33H231ZM250 34V33H249ZM253 34V33H252ZM196 35V34H195ZM233 35H234V33H233ZM254 35H255V37L257 36L255 33H254ZM131 36V37H130ZM133 36V37H132ZM231 36V35H230ZM250 36V35H249ZM23 37V38H22ZM122 37H124V40H125V44L122 42ZM136 37V39H138L137 41V44H136V42H135V44H134V41L132 42L131 40H132V38H135ZM163 37H165L164 39H163ZM167 37V38H166ZM181 37H179V38H181ZM188 37V36H187ZM247 37V36H246ZM251 37V36H250ZM254 37V36H253ZM113 38V37H112ZM174 38H176V37H174ZM249 38V37H248ZM252 38V37H251ZM251 38H249V39H251ZM129 39H131V40H129ZM136 39H133V40H135L136 41ZM184 39H186V38H184ZM232 39V38H231ZM246 40V38H243V40H240V41H238V42H236V41H232L231 40V48H229V50L227 49V51L224 53V55L225 56H228V57H230V55H232V53L234 52V51H232V49H234V48H237L238 46H245V48H246V44L248 43L247 41H249V44L247 45V46H249L250 45V42L252 41V39L251 40ZM254 39V38H253ZM176 40H177V38H176ZM182 41H184L183 39H181ZM181 40H179L178 42L179 43H182L181 42ZM193 40V39H192ZM191 40V41H192ZM126 41H128L127 42V44H126ZM130 41H131V43H130ZM190 41V42H191ZM177 42V41H176ZM178 42H177V46H178ZM14 43V44H15ZM130 43V44H129ZM159 43V42H158ZM186 43V42H185ZM226 43H227V41H226ZM115 44H116V46H115ZM149 44V45H148ZM152 44V45H151ZM196 44V43H195ZM198 44V43H197ZM146 45H148V46H146ZM151 45V46H150ZM158 45V44H157ZM165 45V46H166ZM181 45V44H180ZM179 45V46H180ZM187 45V44H186ZM155 46L156 45H154V48H155ZM159 46H161V45H159ZM159 46H156V48H155V50H152L151 51V54H159V52H158V49H159ZM113 47H115V48H113ZM157 47H158V49H157ZM182 47V46H181ZM187 47V46H186ZM188 48V47H187ZM222 48H224V47H222ZM115 49L116 50H118L119 49V51H117V53L115 52ZM164 49V48H163ZM178 49L179 48H177V50L175 51V50H173L174 51V53L176 52V53H179V52H177L178 51ZM180 49H182V48H180ZM184 49H185V47H184ZM189 49V48H188ZM190 49H191V47H190ZM239 49H241V48H239ZM244 49V48H243ZM60 50V49H59ZM114 50V51H113ZM144 50V51H143ZM160 50H162V47H161V49ZM165 50V49H164ZM236 50V49H235ZM141 51H143V52H141ZM148 49H147V52L149 53L150 52ZM157 51V53H155V52ZM163 51V50H162ZM169 51H167V53L169 52ZM182 51H183V49H182ZM238 51V50H237ZM263 51H264V49H263ZM52 52V53H51ZM112 52H115L116 53V55L114 56L115 58H113V56H112ZM146 52V51H145ZM146 52V53H147ZM153 52V53H152ZM164 52H166V51H164ZM172 52V51H171ZM201 52V51H200ZM232 52V53H231ZM147 53V54H148ZM167 53H161V56H159L160 58H158V59H156L155 58V56L153 57V55H152V57H153V59H152V61H153V63H155L157 60H159L158 62L159 63H156V64H153L152 63V66L154 65V66H158L160 63V67L161 66H163L162 65V62H160V59H163V60H166V61H168V60H170V58H171V60H172V57H175L174 59H175V63H176V61L178 60V59H180L179 57H178V59H177V57L176 56H174V55H172V57H169V55H167ZM202 53V52H201ZM221 53V52H220ZM261 53V52H260ZM139 54V55H138ZM144 55V53H143V56H146V60L148 61H151L150 59H149V56L148 55ZM150 54V55H151ZM172 54H173V52H172ZM180 54V53H179ZM184 53H182V55H183ZM189 54H190V52H189ZM195 54V53H194ZM165 55V56H164ZM166 55H167V57H169V59L166 57ZM182 55H180L181 57H182ZM148 56V57H147ZM171 56V55H170ZM190 56V55H189ZM219 56V55H218ZM217 56V57H218ZM224 56V57H225ZM132 57V59H130ZM137 57V58H136ZM151 57V56H150ZM206 57V56H205ZM223 57V56H222ZM221 57V58H222ZM133 58L135 59V60H133ZM139 58H141V57H139ZM144 60H145V57H142ZM220 58V59H221ZM65 59V60H64ZM129 59V60H128ZM154 59H155V61H154ZM229 58H227V60H228ZM128 60V61H127ZM133 60V61H132ZM162 60V61H163ZM170 60V61H171ZM181 60V59H180ZM180 60L178 61L179 63H180ZM185 60V59H184ZM183 59H182V62L184 61ZM230 60H232V58H230L229 59V61ZM72 61V60H71ZM148 61V62H149ZM173 61V60H172ZM186 61V60H185ZM188 61V60H187ZM45 62V63H44ZM127 62V63H126ZM146 62V64H148V65H146V66H149V68H151L152 66H151V62ZM181 62V63H182ZM189 62V61H188ZM44 63V64H43ZM63 63H65V64H63ZM129 63H131L130 64V66H129ZM174 63V64H175ZM180 63V64H181ZM218 63H219V61H218ZM220 63H222V62H220ZM230 63V62H229ZM150 64V65H149ZM169 64V63H168ZM177 64V63H176ZM176 64L174 65V66H176ZM184 64H186V63H184ZM188 64V63H187ZM125 65L130 69V71H132L131 73L128 71L129 69H125ZM167 64H165V66H166ZM171 65V64H170ZM173 65V64H172ZM227 65H228V61H227ZM226 65V66H227ZM151 66V67H150ZM174 66H172L173 68H174ZM177 66H179V64L177 65ZM181 66V65H180ZM183 66V65H182ZM229 66V65H228ZM133 69V70H131V68ZM159 67V68H160ZM168 67V66H167ZM184 67V66H183ZM183 67L181 68L183 71H179V72H182V74H183V72H184V69H183ZM154 68V67H153ZM156 68V67H155ZM158 68V71L160 70ZM161 68H163V67H161ZM165 68V67H164ZM164 68L162 69V71L164 70ZM169 68V67H168ZM167 68V69H168ZM185 68H186V66H185ZM166 69V68H165ZM175 69V68H174ZM178 69H180V67L178 68ZM194 69V68H193ZM219 69V68H218ZM221 69V68H220ZM228 69V68H227ZM126 70V71H125ZM124 71H125V75H123V73H124ZM128 71V72H127ZM149 71V72H148ZM153 72V73H151V72ZM156 71V70H155ZM171 71V70H170ZM123 72V73H122ZM126 72H127V74L128 73H130V77L129 76H127V74H126ZM166 72V71H165ZM173 72V71H172ZM171 72V73H172ZM175 73L177 72V71H174ZM186 72V71H185ZM189 72V71H188ZM196 72V71H195ZM219 72V71H218ZM64 73V72H63ZM156 73V74H155ZM161 73V72H160ZM178 73V72H177ZM177 73H176V75H177ZM192 73V72H191ZM221 73V72H220ZM152 74H155V75H153V77H152ZM162 74L163 73H161V75L160 76H162ZM173 74V73H172ZM188 74V73H187ZM194 74V73H193ZM197 74V73H196ZM64 75L66 76L65 78H63V79H65L64 81H65V83H68L69 82V80H67V77H69L70 76V73L69 72H67L66 71V73H64ZM166 75V74H165ZM169 75V74H168ZM168 75H166V76H168ZM180 75V74H179ZM184 75H186V73H184ZM202 75V74H201ZM214 76V74H211V73H209V77L210 76ZM215 75H217V74H215ZM245 75V74H244ZM56 76V75H55ZM158 76H159V74H158ZM178 76V75H177ZM181 76V75H180ZM198 76H200V74H198ZM207 76V75H206ZM50 77V78H49ZM169 78H170V76H168ZM172 78H175V76H171ZM183 76H181V79H183L182 78ZM188 77V76H187ZM190 77V76H189ZM157 78V77H156ZM171 78V79H172ZM190 78H192V77H190ZM198 78V77H197ZM201 78H204V77H201ZM179 79V78H178ZM178 79H176L177 80V84H178V82H180V81H178ZM180 79V80H181ZM187 79V78H186ZM193 79H195V78H193ZM67 80V81H66ZM168 81V80H167ZM170 81H173L174 82V80H170ZM169 81V82H170ZM183 81V80H182ZM182 81L180 82V84L182 83ZM186 81V80H185ZM187 81H189V80H187ZM185 82V84H188L189 82ZM197 80H192V83H193V85H194V83L196 82ZM176 82V81H175ZM184 82V81H183ZM143 83V82H142ZM205 83V82H204ZM214 83L216 84V82H213V86H214ZM236 83V82H235ZM237 83H238V81H237ZM242 83V84H241ZM240 84H241V86H240V84H239V86L240 87H236L235 88V86H232V87H234V88H231L230 90H234L235 89V91L234 92H236V95L238 94H243L244 96H245V101H244V103H247L250 107H248V109H247V111H249V110H251V112H253V110L255 111V110H258L259 108H261V107H259V108H257V107H252L251 106V102L252 103H254L255 101H257V98H262L261 100H263V104H264V80L261 78H254V79H248V80H244L243 82H241ZM141 84V83H140ZM170 84V83H169ZM168 84V85H169ZM183 84V83H182ZM233 85V84H232ZM237 85V84H236ZM150 86V85H149ZM165 87H166V85H164ZM182 86V85H181ZM183 86H184V84H183ZM216 86H217V84H216ZM146 87H147V84H146ZM164 87V88H165ZM176 87V86H175ZM178 87V86H177ZM176 87V88H177ZM180 87V86H179ZM178 87V88H179ZM187 87V86H186ZM186 87H184V88H186ZM190 87V86H189ZM231 87V86H230ZM229 87V88H230ZM142 88H144V87H142ZM162 89V90H165V89ZM183 88V89H184ZM191 88V87H190ZM189 88V89H190ZM193 88V87H192ZM208 88V87H207ZM210 88V87H209ZM229 88H228V91H229ZM10 89V88H9ZM135 89V90H134ZM167 90H168V93H166V96H167V94H168V98H171L172 96H173V92H172V88H171V86L169 85V86H167V88H166ZM183 89L181 90L182 91V93L180 92V93H178V94H176L177 96L179 95V94H183L184 93V91H183ZM188 89V88H187ZM193 89H195V86H194V88ZM141 90V89H140ZM186 90V89H185ZM204 90L206 91V89H203V92H204ZM248 90H251V91H249V92H251V93H245V91H248ZM51 89H48L47 88V91H45L46 92V94L45 95H47V96H49V95H51L52 93H51ZM175 91V90H174ZM176 91H177V89H176ZM179 91H180V89H179ZM226 91V90H225ZM141 92H143V91H141ZM178 92V91H177ZM234 92H232L233 93V95L234 96H236L235 94H234ZM136 93V94H137ZM144 93V92H143ZM146 93V92H145ZM162 93H164V91L162 92ZM176 93V92H175ZM191 93V92H190ZM189 92H188V94H190ZM208 93H209V90L207 91V96H208ZM229 92H227L226 91V94H228ZM132 94H134L133 96V100L135 101H133L132 100V97H130ZM142 94V93H141ZM165 94V93H164ZM185 94V93H184ZM225 94V93H224ZM223 94V92H216V96H215V98L216 99H221L220 101L222 102V100H223V102H224V99L226 100V102H232L233 100H237L235 97H228L227 95H224ZM230 94V93H229ZM228 94V95H229ZM137 96H139V95H137ZM136 96V98H138ZM165 96V97H166ZM185 96V95H184ZM207 96H205L206 98H207ZM241 96V95H240ZM239 96V97H240ZM113 97H116V98H113ZM120 97V98H119ZM131 99H130V98ZM141 97L143 98V94H142V96H140V98H138L139 99V102H138V104L140 103V99H141ZM160 97V96H159ZM158 97V98H159ZM164 97V98H165ZM183 97V96H182ZM189 97H190V95H189ZM107 98V100H108V98H109V100L110 101H112L113 102V105H111V107H113L112 108V110L110 111V113L112 112V114H113V116H111V115H109V111L107 112V107L104 105L103 106V109H104V111H102V114H101V117L98 119V121L97 120H95V118H94V116H93V113H92V111H93V107H92V104H93V101L95 100V99H106ZM113 98V99H112ZM125 98H129L130 99V101L129 100H127L128 101V103L126 102V99ZM174 98V97H173ZM172 98V99H173ZM178 98V97H177ZM180 98V97H179ZM192 98V97H191ZM235 98V99H234ZM114 99H115V101L117 100V99H119L120 100V108H119V104L117 103L119 100H117L116 102L114 101ZM152 99V98H151ZM166 99V98H165ZM182 99V98H181ZM195 99V98H194ZM241 99H243V97L241 98ZM89 100H91V102L89 101ZM125 100V101H124ZM150 100V99H149ZM176 100H178V99H175V101ZM186 99H183L182 101L183 102H181V103H187V102H184ZM189 99H187L186 101H188ZM110 101H108V103L110 102ZM124 101V102H123ZM168 101V100H167ZM170 101V100H169ZM178 101H180V100H178ZM207 101V100H206ZM213 101V100H212ZM218 101V100H217ZM220 101H218V102H216V101H214V102H216V103H219ZM159 102V101H158ZM173 102H174V99H173ZM172 102V103H173ZM225 102V103H226ZM237 102V101H236ZM241 102V101H240ZM262 102V101H261ZM115 103V104H114ZM116 103H117V107H115L116 106ZM126 104L127 103V105H130L128 108H126V106H124V104ZM133 103V104H132ZM153 103V102H152ZM151 103V105H154V103L152 104ZM157 103V102H156ZM243 103V102H242ZM111 104V103H110ZM141 104V103H140ZM188 104V103H187ZM186 104V105H187ZM193 104H194V102H193ZM205 104V103H204ZM219 104H221V103H219ZM218 104V105H219ZM232 104V103H231ZM233 104H234V101H233ZM240 104L241 103H239V106H240ZM123 105V106H122ZM158 105V104H157ZM161 105V104H160ZM173 105H174V103H173ZM181 105V104H180ZM209 105V104H208ZM222 105V104H221ZM227 105H229V104H227ZM235 105V104H234ZM253 105H255V104H253ZM137 106V105H136ZM143 106V105H142ZM147 108H148V102H147V105H145ZM169 106V105H168ZM194 105H192V107H193ZM201 106V105H200ZM230 106V105H229ZM233 106V105H232ZM246 106V105H245ZM244 106V107H245ZM259 106V105H258ZM261 106V105H260ZM110 107V106H109ZM108 107V108H109ZM131 107H133V109L131 108ZM137 107H139L140 108V106H137ZM161 107H162V105H161ZM160 107V108H161ZM170 107V106H169ZM169 107H168V110H169ZM173 107V106H172ZM175 107V106H174ZM173 107V108H174ZM177 107V106H176ZM182 107V106H181ZM202 107V106H201ZM204 107V106H203ZM202 107V108H203ZM225 107V106H224ZM231 107V106H230ZM234 107V106H233ZM116 108H119V110H122L121 108H126L127 109V112L125 111L124 113H123V116L122 117H120V120H121V118H123L124 116H126V113H127V116H126V118H128V121H127V124H128V126H127V130H132V132H131V134L132 135H130V137H128L127 139H125L124 140V142L125 141H129V142H125V143H123V142H121L120 141V139H121V137H120V139H119V132L117 133V130H119V129H121V127L123 128V125H120L121 124V122L119 123V125H120V128L118 127V126H116V125H118V124H116V122H117V119H119V118H116V116H121L120 114H118V115H114V112L116 113H119V112H121V111H117L116 110ZM132 110H131V109ZM143 108H144V106H143ZM143 108H141V109H143ZM206 108H208L207 106H206ZM211 108H212V106H211ZM210 108V109H211ZM216 109H218V107H215ZM214 108V109H215ZM221 108H223V106L221 107ZM226 108V107H225ZM242 107H240V109H241ZM13 109V108H12ZM114 109V110H113ZM125 109V110H126ZM130 109V110H129ZM146 109V108H145ZM149 109V108H148ZM145 110V111H141V112H143V114L146 116V118H149V117H152V114L153 113H151V110L152 109H154V108H151V110ZM156 109V108H155ZM183 109V108H182ZM187 109V108H186ZM190 108H188V110H189ZM203 109H205V107L203 108ZM228 109V108H227ZM230 109V108H229ZM157 110L158 111H156V113H157V115H158V113L160 112V111H162L161 109H159L158 108V106H157ZM172 110H176V109H172ZM178 110V109H177ZM180 110V109H179ZM207 110H209V108L207 109ZM206 110V111H207ZM213 110V109H212ZM237 110H239V109H237ZM242 110V109H241ZM124 111V110H123ZM139 111V110H138ZM154 111V110H153ZM169 111H171V110H169ZM174 111H171V112H174ZM182 111V110H181ZM187 111V110H186ZM185 111V112H186ZM190 111V110H189ZM201 111V110H200ZM205 111V110H204ZM215 111V110H214ZM128 112H130V113H128ZM140 112V111H139ZM178 112V111H177ZM191 112V111H190ZM189 112V113H190ZM199 112V111H198ZM228 113L230 112L231 113V116H232V111H227ZM239 112H240V110H239ZM88 113H91V117H93V118H91L90 117V115L88 116L87 114ZM116 113V114H117ZM174 113H176V112H174ZM187 113H188V111H187ZM200 113V112H199ZM205 113V112H204ZM207 113V112H206ZM229 113V114H230ZM3 114V113H2ZM125 114V115H124ZM140 114H142V113H140ZM179 114H180V111H179ZM181 114H182V112H181ZM201 114V113H200ZM217 114V113H216ZM229 114H228V116H229ZM233 114H234V112H233ZM238 114V113H237ZM84 115H85V117H84ZM171 115V114H170ZM177 115V114H176ZM185 114H183V116H184ZM198 115V114H197ZM203 115V114H202ZM205 115H207V114H205ZM139 116V115H138ZM144 116V117H145ZM172 116H173V113H172ZM234 116H236V115H234ZM242 116H244V111H242ZM241 115H239L238 116V118L235 120V119H233V120H235V124L234 125H236V126H238V128H239V126L240 125H242L243 123H244V121L246 122V120L247 119H244V117H242ZM25 117V116H24ZM75 117H77V112L75 113ZM114 117H115V119H114ZM141 116H139V119L141 120V118H140ZM170 117V116H169ZM174 117V116H173ZM172 117V118H173ZM178 117H179V115H178ZM182 117V116H181ZM180 117V118H181ZM189 117V116H188ZM188 117H186V118H188ZM195 117H197V116H195ZM200 118H202L201 116H199ZM213 117H215V116H213ZM21 118V117H20ZM39 118V117H38ZM77 118V119H78ZM125 118V117H124ZM166 118H168V117H166ZM171 118V117H170ZM177 118V117H176ZM175 118V119H176ZM184 118V117H183ZM205 118V117H204ZM256 118V117H255ZM138 119V120H139ZM178 119V118H177ZM196 119V118H195ZM194 119V120H195ZM198 119V118H197ZM207 119V118H206ZM251 119V118H250ZM250 119H249V122H250ZM1 120V119H0ZM24 120V119H23ZM41 120H42V118H41ZM114 120H115V122H114ZM185 120V119H184ZM190 120V119H189ZM203 120V119H202ZM205 120V119H204ZM208 120V119H207ZM232 120V119H231ZM3 121V120H2ZM43 121V120H42ZM75 121V120H74ZM72 122L73 124H75V125H77V122L75 121V122ZM95 121H97V122H95ZM123 121H125V119L124 120H122V122ZM137 121V120H136ZM168 121H169V119H168ZM167 121V122H168ZM173 122L175 121L174 119L172 120ZM181 121V120H180ZM209 121V120H208ZM229 121V120H228ZM227 121V122H228ZM14 122H16V120L14 121ZM112 122H114L113 123V126H112V128H111V125L110 124H112ZM126 122V121H125ZM166 122V123H167ZM173 122H172V124H173ZM176 122H179V121H176ZM213 122V121H212ZM222 122V121H221ZM234 122V121H233ZM233 122L231 123V124H233ZM252 122V121H251ZM257 122V121H256ZM42 123V122H41ZM124 123V122H123ZM138 123H140V122H138ZM169 123H171V121H169ZM194 123V122H193ZM204 123H205V121H204ZM260 122L258 121V124H259ZM17 124H18V122H17ZM43 124V123H42ZM79 124V123H78ZM126 124V125H127ZM171 124V125H172ZM180 124H182L181 122H180ZM185 124V123H184ZM192 124V123H191ZM228 124V123H227ZM19 125V124H18ZM17 125V126H18ZM126 125H124V126H126ZM162 125H164V124H162ZM183 125V124H182ZM193 125V124H192ZM204 125V124H203ZM202 124H201V128H202V126H203ZM207 125H208V123H207ZM256 125V124H255ZM50 124H49V122H46V129H45V133H46V136H48L47 134H49V135H53V137H54V140H53V142L54 141H58V139H59V136H58V134H56L57 132H58V129L56 128V127H54V126H50ZM166 126V129H168L167 128V125H165ZM174 126V125H173ZM177 126V125H176ZM230 126V125H229ZM233 126V125H232ZM250 126V125H249ZM15 127V126H14ZM88 127V131H86V128ZM109 127V129H110V131H106V129ZM119 129H118V128ZM153 127H154V125H153ZM160 127L161 126H159V128H157L156 129V133H158V131L160 130ZM170 127V126H169ZM183 126H181V128H182ZM184 127H185V125H184ZM187 127V126H186ZM190 127V126H189ZM207 127V126H206ZM206 127H204V128H206ZM220 127V126H219ZM247 127V126H246ZM246 127L244 128V129H246ZM43 128H45V125L43 126ZM114 128H117V130H116V133H114L115 132V130H113ZM200 128V129H201ZM203 128V129H204ZM210 128H212V125H211V127ZM223 128V127H222ZM252 128V127H251ZM254 128V127H253ZM101 129H104V131L101 133ZM155 129V128H154ZM163 129V128H162ZM175 129H178V128H175ZM185 129V128H184ZM183 129V130H184ZM190 129V128H189ZM189 129H187V131L189 130ZM217 129V128H216ZM225 129V128H224ZM237 129V128H236ZM113 130V131H112ZM149 130V129H148ZM206 130H208V127L206 128ZM205 130V131H206ZM223 130V129H222ZM222 130H220V131H222ZM226 130V129H225ZM247 130V129H246ZM250 130V129H249ZM253 130V129H252ZM121 131L123 132V129H121ZM167 133H169L167 130H165ZM170 131V130H169ZM175 131V130H174ZM177 131V130H176ZM190 131V130H189ZM204 130H203V132H205ZM209 131V130H208ZM212 131V130H211ZM12 132V127H9L8 129H7V133L9 134V133H11ZM105 132H107V133H105ZM112 132V133H111ZM161 132H162V130H161ZM173 132V131H172ZM178 132V131H177ZM246 132H248V131H246ZM258 132V131H257ZM5 133V132H4ZM14 133V132H13ZM108 133H110V135H107ZM119 134L118 135V138H117V136H114V134ZM146 133V134H145ZM156 133H155V135H156ZM163 133V132H162ZM166 133V134H167ZM189 134H190V132H188ZM194 133H196V132H194ZM215 133H217V132H215ZM221 133H223V132H221ZM225 133V132H224ZM224 133H223V135H224ZM242 133V132H241ZM249 133H251V132H249ZM12 134V133H11ZM55 134H56V136H55ZM122 134H124V132L122 133ZM130 134V133H129ZM129 134L127 133L126 134V132H125V135L126 136H124V137H127V136H129ZM161 133H159V135H160ZM164 134L165 133H163V137H164V139H167V138H165V136H164ZM165 134V135H166ZM169 134H171V132L169 133ZM181 134V133H180ZM239 134V133H238ZM149 135V134H148ZM158 135V134H157ZM158 135V136H159ZM162 135V134H161ZM160 135V136H161ZM172 135V134H171ZM174 135H175V133H174ZM173 135V136H174ZM178 135V134H177ZM245 135V134H244ZM112 138L113 136V141H112V143L111 142H109V140L111 141L112 139L110 138V137ZM139 136H141V137H139ZM170 136V135H169ZM176 136V135H175ZM174 136V137H175ZM49 137V136H48ZM108 137V138H107ZM116 137V138H115ZM150 137V138H149ZM163 137L161 136L160 138H159V140H158V142H162L163 141ZM172 137V136H171ZM173 137V138H174ZM180 137V136H179ZM189 137V136H188ZM192 138H193V136H191ZM229 137H231V135L229 136ZM243 137V136H242ZM246 137V136H245ZM8 138V137H7ZM14 138V137H13ZM110 138V139H109ZM154 138H156L155 136H154ZM153 138V139H154ZM169 138V137H168ZM172 138V139H173ZM176 138H178V137H176ZM175 138V139H176ZM191 138V139H192ZM198 138V137H197ZM12 139V138H11ZM71 139H73L72 137H67L66 138V140L67 141H70ZM114 139H117V140H119V142L117 143V145H119L120 143H122V144H120L119 145V147L118 148H116V149H113V148H111V144H113L112 145V147H116L115 145H114ZM122 139H123V137H122ZM158 139V138H157ZM180 139V138H179ZM182 139H184V138H182ZM181 139V140H182ZM190 139V138H189ZM219 139H221V138H219ZM241 139V138H240ZM15 140V139H14ZM180 140V141H181ZM185 140V139H184ZM183 140V141H184ZM194 140V139H193ZM197 140H199V139H197ZM234 140V139H233ZM46 141V140H45ZM73 142H76L77 140H72ZM143 141H145V143H143ZM151 141H153L154 142V140H151ZM169 142H170V140H168ZM175 141V140H174ZM196 141V140H195ZM194 141V142H195ZM200 142L202 141V140H199ZM215 141H218V139L216 140H212L211 142H215ZM242 140H240V142H241ZM51 143V142H48V143H46V145L45 146H41L40 148H42V152L44 153V157L45 158H47L49 155L51 156V157H54L55 155H56V153H57V147H58V145L57 144H54V143ZM149 142H150V140H149ZM177 142H179V141H177ZM176 142V143H177ZM191 142V141H190ZM204 142V141H203ZM219 142H222V141H219ZM225 141H223V143H224ZM115 143V144H116ZM155 143V142H154ZM166 143V142H165ZM168 143V142H167ZM181 143H183V142H181ZM217 143V142H216ZM230 144V142H228V140L226 141V143H224L223 144V146L224 145H226V147H228L229 145H227V144ZM236 143V142H235ZM11 144V143H10ZM143 144V145H142ZM147 144H150L151 145V143H147ZM147 144H145L146 145V148H147V150L146 151H148L149 153H150V151L148 150V149H150L151 150V148L152 147H150V145H148L149 147H147ZM218 144V143H217ZM221 144V143H220ZM232 144H233V142H232ZM237 144H238V142H237ZM245 144V143H244ZM243 144V145H244ZM70 145V144H69ZM166 145V144H165ZM169 146H170V143L168 144ZM173 145H174V143H173ZM176 145V144H175ZM240 145H242V144H240ZM240 145H239V147H240ZM162 146V145H161ZM169 146H167V147H169ZM190 146V144H188V147ZM221 146H222V144H221ZM237 147H238V145H236ZM51 147L52 148H54V151L52 152L51 151ZM176 147V146H175ZM174 147V148H175ZM178 147H180L179 146V144H178ZM187 147V148H188ZM199 147H201L200 146V144H199ZM225 147V148H226ZM231 147V146H230ZM244 147H246V145L244 146ZM248 147V146H247ZM111 148V149H110ZM153 148H154V144H153ZM152 148V149H153ZM158 149L159 148H163V147H157ZM170 148V147H169ZM173 148V149H174ZM177 148V147H176ZM175 148V149H176ZM182 148V147H181ZM195 148V147H194ZM202 148V147H201ZM215 148H217V146L215 147ZM229 148V147H228ZM69 149L71 150V149H77V145L76 144H73V145H70V147H69ZM182 149H184V148H182ZM196 149H197V147H196ZM221 149V148H220ZM220 149H218L220 152H221V150ZM248 149V148H247ZM111 150H114V151H112V152H115V150H116V152L115 153H112L111 155L108 153V151L110 152ZM142 150H145V149H142ZM157 150V149H156ZM160 150H163V149H160ZM170 150V149H169ZM185 150V149H184ZM195 150V149H194ZM223 150V149H222ZM237 150L239 151V149L237 148ZM250 150V149H249ZM248 150V151H249ZM154 151V150H153ZM177 151V150H176ZM197 151H199V149L197 150ZM235 151V150H234ZM234 151L232 152V148H231V152L233 153V154H235L234 153ZM256 151H257V149H256ZM255 151V152H256ZM157 152V151H156ZM155 152V153H156ZM164 152V151H163ZM172 152V151H171ZM170 152V153H171ZM182 152L183 151H181V153H179L180 155L182 154ZM213 152V151H212ZM215 152H218V151H215ZM226 152H228V151H226ZM71 153V152H70ZM141 153H144V152H141ZM141 153L139 154L140 156H141ZM154 153V152H153ZM155 153H154V155H155ZM185 153V152H184ZM188 153V152H187ZM195 152H193V154H194ZM230 153V152H229ZM249 153V152H248ZM108 154H109V156H108ZM160 154V153H159ZM167 154V152H165L164 153V157H165V155ZM189 154V153H188ZM192 154V153H191ZM214 154H216V155H218V157L220 156L218 153H214ZM222 154H225V152L224 153H222ZM221 154V155H222ZM90 155L92 156V157H90ZM144 155H145V153H144ZM157 155V154H156ZM179 155V156H180ZM190 155V154H189ZM197 154H194V156L195 157H197L196 156ZM215 155V156H216ZM140 156H138V157H140ZM149 156V155H148ZM183 156V155H182ZM185 156V155H184ZM187 156V155H186ZM257 156V155H256ZM151 157V156H150ZM155 157V156H154ZM159 157V160H160V156H158ZM163 157V156H162ZM172 157V156H171ZM177 157H178V154H177ZM189 157V156H188ZM194 157V159H196V160H198L199 159V156H198V159L197 158H195ZM205 157V156H204ZM203 157V158H204ZM217 157V158H218ZM223 157V156H222ZM145 158V157H144ZM181 159H183V157H180ZM191 158V157H190ZM210 158V157H209ZM214 158V157H213ZM213 158H211L212 160H213ZM56 159H58V157L56 158ZM56 159L54 160V162L53 163H56V164H60V159H59V161L57 160L56 161ZM139 159V158H138ZM178 159V158H177ZM191 159H193V158H191ZM191 159H189V161L191 160ZM211 159L209 160V161H211ZM219 159V158H218ZM227 159V158H226ZM229 159H231V158H229ZM244 159V158H243ZM141 160H143V158L141 159ZM158 160V159H157ZM162 161H163V159H161ZM160 160V161H161ZM173 160H174V157H173ZM195 160V161H196ZM203 160V159H202ZM207 160V159H206ZM214 160L216 161V163L215 164H217V162L219 163V161H217L216 160V158H214ZM213 160V161H214ZM130 161V160H129ZM144 161H147V160H144ZM150 161H151V159H150ZM150 161H148V162H150ZM186 161H188V160H186ZM185 161V162H186ZM212 161V162H213ZM225 161V160H224ZM228 161V160H227ZM230 161V160H229ZM127 161H125V163H126ZM131 162V161H130ZM136 162V161H135ZM139 162V161H138ZM153 162V161H152ZM164 162V161H163ZM162 162V163H163ZM168 162V161H167ZM166 162V163H167ZM172 162V161H171ZM180 162V161H179ZM179 162H177V163H179ZM182 162V161H181ZM181 162H180V164L179 165H181ZM184 162V163H185ZM202 162V161H201ZM200 162V163H201ZM204 162H206V161H204ZM104 163H105V167H104ZM108 163V164H107ZM129 163V162H128ZM133 163V162H132ZM159 163V162H158ZM184 163H183V165H184ZM196 163H197V161H196ZM210 163V162H209ZM224 163V162H223ZM230 163V162H229ZM87 163H85L84 165H86ZM127 164V163H126ZM131 164V163H130ZM137 164V163H136ZM135 164V165H136ZM139 164V163H138ZM140 164H141V161H140ZM139 164V165H140ZM173 164V163H172ZM187 164H188V166L190 165L189 163H185V165L187 166ZM194 164V161H192V165ZM198 164V163H197ZM203 164V163H202ZM201 164V165H202ZM138 165V166H139ZM144 165V163L141 165V166H143ZM146 165V164H145ZM156 165V164H155ZM168 165H170L169 163H168ZM176 165V164H175ZM175 165H174V167H175ZM179 165H178V167H179ZM195 165V164H194ZM206 165H208L209 167V169H211V166H210V164H206ZM206 165H203V167L205 166V167H207ZM227 165V164H226ZM225 165V166H226ZM54 167H55V171H56V166L55 165H53ZM129 166V165H128ZM127 166V167H128ZM167 166V165H166ZM172 166V165H171ZM229 166V165H228ZM239 166H241V165H239ZM131 167H133L132 169H138L137 167H135L134 168V166H131ZM131 167H129V168H131ZM148 167V166H147ZM146 167V168H147ZM173 167V166H172ZM185 167V166H184ZM192 167V166H191ZM196 167V166H195ZM199 166H197V168H198ZM201 167V166H200ZM203 167H202V169H203ZM205 167H204V169H205ZM213 167L214 166H212V169H213ZM176 168V167H175ZM189 168V167H188ZM192 168H194V167H192ZM240 168V167H239ZM11 168H9V170H10ZM128 169V168H127ZM139 169H140V167H139ZM162 169H163V166H162ZM165 169V168H164ZM163 169V170H164ZM185 169V168H184ZM191 169V168H190ZM189 169V170H190ZM202 169H201V171H202ZM211 169V170H212ZM6 170H8V169H6ZM130 170V169H129ZM144 170V169H143ZM147 171L149 170V169H146ZM167 170V169H166ZM174 168H173V172H174ZM196 170V169H195ZM211 170H208V171H210L211 172V174L214 172L213 170L211 171ZM5 171V170H4ZM139 171H141V170H138L137 172H139ZM153 171V170H152ZM181 171H183V170H181ZM185 171V170H184ZM192 171V170H191ZM207 171V170H206ZM208 171H207V173H208ZM224 171H225V169H224ZM227 171V170H226ZM225 171V172H226ZM238 171V170H237ZM132 171H130V173H131ZM154 172V171H153ZM163 172H165V170L163 171ZM172 172V173H173ZM176 172V171H175ZM179 172H180V170H179ZM199 172H200V170H199ZM241 171H239V172H237V173H240ZM246 172V171H245ZM252 172V171H251ZM6 173V172H5ZM4 173V174H5ZM52 173H54V168H52ZM177 173H178V171H177ZM196 173H197V171H196ZM201 173V172H200ZM217 173H219V172H217ZM227 173V172H226ZM2 174H3V172H2ZM133 173H131V175H132ZM143 174V173H142ZM149 174V173H148ZM147 174V175H148ZM179 175H181V174H183V175H185L186 174V172H184V173H178ZM192 175L193 173H189V175ZM198 174V173H197ZM203 174H204V172H203ZM228 175H229V173H227ZM242 174V173H241ZM246 174H247V172H246ZM6 175H9V174H6ZM130 175V176H131ZM138 175V174H137ZM145 175H146V173H145ZM146 175V176H147ZM168 175V174H167ZM170 175H171V171H170ZM174 175V174H173ZM178 175V176H179ZM188 174L186 175V176H189ZM205 175H207V174H205ZM209 175V174H208ZM207 175V176H208ZM220 175V174H219ZM224 175H226V174H223L222 176H224ZM238 175V174H237ZM242 175H245V174H242ZM241 175V176H242ZM4 176V175H3ZM2 176V177H3ZM117 176H118V178H117ZM139 176V175H138ZM145 176V177H146ZM172 176V175H171ZM170 176V177H171ZM196 175H194V177H195ZM233 175H231L230 177H232ZM236 176V175H235ZM240 176V177H241ZM124 177L127 179V182H126V180L124 179ZM154 177H156V175H154ZM182 177H184V176H182L181 175V178ZM209 177H211V175L209 176ZM218 178H219V176H217ZM216 177V178H217ZM237 177V176H236ZM239 177V178H240ZM247 177V176H246ZM3 178H5L6 180H8L7 178H6V176H4ZM148 178H150V176L148 177ZM179 178H180V176H179ZM180 178V179H181ZM185 178V177H184ZM198 178V177H197ZM202 178H203V175H202ZM223 178V177H222ZM226 178V177H225ZM224 178V179H225ZM234 178V177H233ZM238 178V179H239ZM242 178V177H241ZM240 178V179H241ZM169 180H170V178H168ZM210 179V178H209ZM223 179V180H224ZM237 179V180H238ZM243 179H245V178H243ZM2 180V179H1ZM10 180V179H9ZM125 180V181H124ZM143 180H145V178L143 179ZM147 180H149V179H147ZM167 180V179H166ZM166 180H164L165 182H166ZM172 180V179H171ZM178 180V179H177ZM189 180V179H188ZM215 180V179H214ZM226 181H227V179H225ZM224 180V181H225ZM229 180V179H228ZM180 181V180H179ZM178 181V182H179ZM196 182H197V180H195ZM199 181V180H198ZM221 182H224V181H222V180H220ZM220 181H218V182H220ZM225 181V182H226ZM231 181V180H230ZM240 181V180H239ZM1 182H4V181H1ZM6 182V181H5ZM164 182V183H165ZM167 182H169V181H167ZM201 182V181H200ZM234 182V181H233ZM249 182V181H248ZM145 183V182H144ZM171 183V182H170ZM170 183H168L169 184V186L171 187V188H173V185H171ZM186 183V182H185ZM188 183V182H187ZM186 183V184H187ZM192 183V182H191ZM190 183V184H191ZM203 183H204V181H203ZM237 183V182H236ZM235 183V184H236ZM241 183V182H240ZM243 183V182H242ZM1 184H3V186H4V183H1ZM0 184V185H1ZM114 184V185H115ZM140 184V183H139ZM142 184H143V181H142ZM141 184V185H142ZM146 184V183H145ZM167 183L165 184V185H168ZM206 184V183H205ZM207 184H208V182H207ZM213 184V183H212ZM219 184H221V183H219ZM223 184V183H222ZM231 184V183H230ZM239 184V183H238ZM237 184V185H238ZM246 184V183H245ZM149 185V184H148ZM154 185H155V183H154ZM198 185V184H197ZM196 185V186H197ZM209 186L211 185V184H208ZM225 185V184H224ZM224 185H223V187H224ZM234 185V184H233ZM239 185H241V184H239ZM6 186V185H5ZM138 186V185H137ZM149 186H151V185H149ZM175 186V185H174ZM186 186V185H185ZM195 185H194V187H196ZM199 186V185H198ZM216 186V185H215ZM226 186H227V182H226ZM232 186V185H231ZM235 186V185H234ZM233 186V187H234ZM257 186H258V183H257ZM1 187V186H0ZM124 187V185L122 186V188ZM143 187H144V184H143ZM148 187V186H147ZM154 187V186H153ZM166 187V186H165ZM168 187V186H167ZM170 187H168V190H169V188ZM191 187V186H190ZM193 187V186H192ZM206 187H207V185H206ZM246 187V186H245ZM129 188V187H128ZM134 188H137V187H134ZM139 188V187H138ZM137 188V189H138ZM149 188V187H148ZM151 188V187H150ZM202 188V187H201ZM209 188V187H208ZM217 188H219V187H217ZM244 188V187H243ZM242 188V189H243ZM113 189V188H112ZM116 189V188H115ZM127 189V188H126ZM126 189H124V191H126ZM130 189V188H129ZM139 189H141V188H139ZM163 189V188H162ZM195 189H197V187L195 188ZM203 189V188H202ZM202 189H201V191H202ZM211 189H212V187H211ZM233 189V188H232ZM237 189H239V187L237 188ZM1 190V189H0ZM3 190H5V189H3ZM3 190H2V192H3ZM120 190H121V187H120ZM123 190V189H122ZM131 190V189H130ZM136 190V189H135ZM142 190V189H141ZM155 189H153V191H154ZM164 190V189H163ZM173 190V189H172ZM180 190V189H179ZM190 190V189H189ZM206 190V189H205ZM205 190H204V193H205ZM216 190V189H215ZM223 190V193H224V189H222ZM222 190H221V195H222ZM230 190V189H229ZM240 190V189H239ZM147 191H149V190H147ZM152 191V192H153ZM158 191V190H157ZM165 191V190H164ZM163 191V192H164ZM171 191V190H170ZM196 191V190H195ZM194 191V192H195ZM209 191V190H208ZM218 191H220V190H218ZM227 191V190H226ZM234 191V190H233ZM237 191V190H236ZM241 191H244V190H241ZM247 191V190H246ZM122 192V191H121ZM134 192V191H133ZM137 192H139V191H137L136 190V193ZM151 192V193H152ZM175 192V191H174ZM192 192H193V190H192ZM197 192V191H196ZM212 192V191H211ZM257 192V191H256ZM17 193V192H16ZM143 193L144 194H142L141 192H140V195H137V196H141V197H133V198H130V201H129V199H128V203H127V205L130 203V205H131V207H139V205L141 206V205H143L142 204V202H143V200H144V198L143 197H145V199H146V196H147V199H148V193L145 191H143ZM157 193V192H156ZM165 193V192H164ZM172 194L173 193V191H171V192H169L168 191V193L166 194V196L168 195V194ZM208 193H210V192H208ZM215 193V192H214ZM228 193V192H227ZM231 193V192H230ZM229 193V194H230ZM246 193V192H245ZM244 193V194H245ZM262 193V192H261ZM0 194H2V193H0ZM124 194H126V192L124 193ZM133 194V193H132ZM139 194V193H138ZM150 194V193H149ZM170 194V201H171V206H172V209H174V210H172V213L173 212H175L176 211V209H177V206H176V202H174V200L175 199H173V196ZM174 194H177V193H174ZM192 194V193H191ZM205 194H207V191H206V193ZM212 194V193H211ZM216 194V193H215ZM226 194V193H225ZM240 194H241V192H240ZM113 195V194H112ZM123 195V194H122ZM127 195V194H126ZM129 195V194H128ZM134 195V194H133ZM151 195H153V196H155V197H157V195H158V193H157V195H155L154 193L153 194H151ZM190 195V194H189ZM218 196H219V193L217 194ZM227 195V194H226ZM232 195H233V193H232ZM231 195V196H232ZM134 196H136V195H134ZM165 196V197H166ZM194 196V195H193ZM200 196H202V197H205V195H200ZM208 195H206V197H207ZM216 196V195H215ZM223 196H225V195H222V196H219V197H223ZM230 195H227V197H229ZM72 197H75V199H71ZM126 197V196H125ZM130 197V196H129ZM128 197V198H129ZM165 197H164V199H165ZM180 197V196H179ZM205 197V198H206ZM213 197V199L212 200H214V195L212 196ZM226 197V196H225ZM225 197L224 198H220V200L221 199H225ZM242 197V196H241ZM249 197V196H248ZM1 198V197H0ZM45 199L47 198V197H44ZM120 199H121V196L119 197ZM152 198V197H151ZM150 198V199H151ZM158 198V197H157ZM156 198V199H157ZM161 198H162V196H161ZM205 198H203V199H205ZM209 198H211V197H209ZM42 199V198H41ZM40 199V200H41ZM123 199V198H122ZM152 199H154V198H152ZM151 199V201H152V203H151V201L150 200H147V201H149V203H151V205H149V203L148 204H146V205H149V207L150 206H152V204H153V202L155 201V203H156V200H152ZM194 199V198H193ZM197 199V198H196ZM202 199V200H203ZM217 199H219V198H217ZM227 199V198H226ZM225 199V200H226ZM233 199H236V198H233ZM40 200L39 201H37V202H39L40 203ZM123 200H125V199H123ZM240 200V199H239ZM243 200V199H242ZM57 201V200H56ZM56 201H48V203L45 205V204H42L41 206L43 207L42 208V210H44V212L46 211V212H53V211H55L56 209V205H57V202ZM161 201V200H160ZM211 201V200H210ZM218 201V200H217ZM229 201H230V199H229ZM244 201V200H243ZM7 202V201H6ZM6 202H3V203H6ZM122 202H124V201H122ZM181 202V201H180ZM209 202V201H208ZM207 202V203H208ZM222 202L224 203V201L222 200ZM159 203V201L157 200V204ZM206 203V202H205ZM217 204H218V202H216ZM216 203H215V205H216ZM11 204V203H10ZM168 204H169V201H168ZM201 204V203H200ZM209 204V203H208ZM212 204V203H211ZM221 204V203H220ZM220 204H219V206H220ZM226 204H227V202H226ZM238 204V203H237ZM241 204V203H240ZM242 204H244V203H242ZM4 205H6V204H4ZM115 205H116V203H115ZM118 205V204H117ZM124 205V204H123ZM126 205V206H127ZM160 207H161V205H160V203L158 204ZM165 205V204H164ZM207 204H205V206H206ZM227 205H229V204H227ZM248 205V204H247ZM261 205H262V203H261ZM144 206V205H143ZM198 206H200V207H202V205H198ZM219 206H217V207H219ZM239 206V205H238ZM241 206H243V205H241ZM117 207V206H116ZM124 207V206H123ZM122 207V208H123ZM165 207H166V205H165ZM168 207V206H167ZM167 207H166V209H167ZM216 207V208H217ZM222 207H224V206H222ZM226 207V206H225ZM230 207V206H229ZM237 207V206H236ZM246 207V206H245ZM249 207V206H248ZM5 208V207H4ZM7 208V207H6ZM125 208V207H124ZM123 208V209H124ZM140 208V207H139ZM144 208V207H143ZM141 208V211H140V213H138V212H136V213H134V214H136V215H138V214H140L141 215V213H142V211L146 208ZM158 208V207H157ZM181 208V207H180ZM220 209H221V207H219ZM218 208V209H219ZM251 208V207H250ZM128 209H129V207H128ZM165 209V208H164ZM165 209V210H166ZM170 209H171V207H170ZM169 209V210H170ZM206 209V208H205ZM204 209V210H205ZM209 210H211L210 208H208ZM217 209V210H218ZM223 209V208H222ZM228 211H229V209H228V206H227V208H226ZM236 209H238V208H236ZM135 210L137 211L138 209H135L134 208V210L133 209H131V211H134L135 212ZM168 210V209H167ZM167 210H166V212H167ZM181 210V209H180ZM187 210V209H186ZM191 210V209H190ZM231 210V209H230ZM235 210V209H234ZM233 210V211H234ZM246 210V209H245ZM249 210H251V209H249ZM262 210V209H261ZM116 211V210H115ZM130 211V210H129ZM128 211V212H129ZM139 211V210H138ZM215 211V210H214ZM220 212H221V210H219ZM239 211V210H238ZM238 211H237V214H238ZM244 211V210H243ZM258 211H260V210H258ZM7 212V211H6ZM33 212V213H32ZM109 212V211H108ZM107 212V213H108ZM148 213H149V211H147ZM178 212V211H177ZM202 211H199V210H195V211H191V213L190 214H187V215H183L184 214V212H183V214H179V213H173V215H174V217L176 218L175 220H177V222L173 225V224H171V223H169V224H167L166 223V221H164L165 223H166V225H163V224H160V226L161 225H163L164 227H161L160 229H157L156 230V227L157 228H159L156 224V227H155V225L152 227V229H154L153 231H151V234L153 233H155L154 235H153V237H152V240L151 241H149V238L148 237H150L149 235H147L148 237V241L150 242V244H149V254L150 255H148L149 257L148 258H144V260H143V263L145 262V261H147V263L146 264H158V263H160V262H162V263H164L165 261H166V259H169V261H170V258L171 259H173V257H174V255H175V257L177 256V255H179V253H180V255H181V253H182V251L184 252H186V250H184V248H185V244L186 243H189L188 245H194V246H196L195 244H194V242H199L198 240L199 239H202V241L203 240H205L204 238H200V237H202V235H203V237H204V233H207V232H209L210 230L207 228V221L206 220H209V218H210V216L208 217V215H207V212L206 211H204V213H201ZM209 212V211H208ZM210 212H212V211H210ZM216 212V211H215ZM235 213H236V211H234ZM234 212H231V213H234ZM240 212H241V209H240ZM239 212V213H240ZM245 212V211H244ZM261 212L262 211H260V214H261ZM125 213V212H124ZM130 213V212H129ZM132 213V212H131ZM161 213V208H160V211H158V213L157 214H160ZM226 213V212H225ZM243 213V212H242ZM1 214H2V212H1ZM5 214V213H4ZM120 214H122V215H124L123 214V212L122 213H120ZM133 214V213H132ZM134 214L133 215H130V216H134ZM144 214V213H143ZM162 214V213H161ZM165 214V213H164ZM169 213L167 212V215H168ZM204 214V215H203ZM209 214V213H208ZM211 214V213H210ZM217 214H218V211H217ZM224 214V213H223ZM263 214V213H262ZM7 215V214H6ZM100 215V214H99ZM98 215V216H99ZM109 215V214H108ZM112 215H114V214H112ZM121 215V216H122ZM125 215H127V214H125ZM135 215V216H136ZM166 215V216H167ZM173 215H170L171 217H169L170 218V221H172V216ZM218 215H222V212H221V214H218ZM218 215H216V217H215V219L218 217ZM227 215V214H226ZM238 215H240V214H238ZM238 215L237 216H235L236 218H238L239 219V217H238ZM245 217H247L246 219H247V222H246V219H245V222L246 223H244V221L243 222H241V223H243V224H247L248 225V223L251 221L250 219L252 218H256L255 220H252L253 222H255V224H256V221L258 220L257 219V217H255V214L251 211H247V212H245L244 214H243ZM257 216H259L260 217V215H259V213L258 214H256ZM106 216V215H105ZM116 216H118V215H116ZM128 216V215H127ZM144 216V215H143ZM150 216V215H149ZM152 216V215H151ZM224 216H225V214H224ZM228 216V215H227ZM231 216H233L232 214H231ZM230 215H229V218L231 217ZM109 217H111L112 218V216H109ZM137 217V216H136ZM140 217V216H139ZM152 217H154V216H152ZM152 217H150L149 218V220H151L152 219ZM182 217H185L184 219H182ZM235 217H231V218H235ZM6 218V217H5ZM111 218H110V220H111ZM119 218V217H118ZM123 218V217H122ZM130 218V217H129ZM129 218H126V219H128L129 220ZM157 218V217H156ZM165 218V217H164ZM168 218V219H169ZM172 218V219H171ZM221 218H222V216H221ZM220 218V216H219V219H221ZM235 218V219H236ZM244 218V217H243ZM261 218V217H260ZM264 218V217H263ZM112 219H114V218H112ZM116 219V218H115ZM114 219V220H115ZM134 219V218H133ZM140 219V218H139ZM142 219H144V218H142ZM159 219V218H158ZM166 219H167V217H166ZM167 219V220H168ZM185 219H188V220H191V221H188V220H185ZM213 218L211 217V220H212ZM238 219H236V220H238ZM94 221L93 222V225L90 227V221ZM113 220V221H114ZM120 220H121V218H120ZM119 220V221H120ZM128 220H126V221H128ZM147 220V219H146ZM146 220H145V223H146ZM214 220V219H213ZM212 220V221H213ZM222 220H223V218H222ZM226 220V219H225ZM240 220V219H239ZM243 220V219H242ZM262 220H264V219H262ZM1 221H3V220H1ZM6 221V220H5ZM159 221V220H158ZM179 221H182V222H179ZM217 221H219V220H217ZM227 221V220H226ZM261 221V220H260ZM259 221V222H260ZM111 223H113L112 221H110ZM118 222V221H117ZM123 222V224H124V221H122ZM122 222H120V226L122 225L121 223ZM128 222H130V220L128 221ZM154 222V221H153ZM216 222V221H215ZM220 222V221H219ZM219 222H218V224H219ZM221 222H222V224H221ZM220 222V224L222 225V226H224L223 225V222L225 223V221H221ZM229 222L230 223H232V221H230V219H229ZM236 222H238V221H236ZM236 222H234V223H236ZM253 222H251L252 224H253ZM258 222V221H257ZM262 222V221H261ZM46 223H47V221H46ZM126 223V225L128 224L127 222H125ZM133 223H134V220H133ZM164 223V224H165ZM210 223H212L213 224V222H211L210 221ZM230 223H228V224H230ZM233 223V224H234ZM263 223V222H262ZM4 224V223H3ZM100 224V223H99ZM114 224V223H113ZM113 224H111V226L113 225ZM154 224V223H153ZM257 224H259V223H257ZM1 225H2V223H1ZM130 225H131V222H130ZM129 225V226H130ZM133 225H135V224H133ZM132 225V226H133ZM138 225V224H137ZM150 225V224H149ZM211 225V224H210ZM215 225H216V223H215ZM225 225H226V223H225ZM262 225V224H261ZM3 226V225H2ZM100 226V225H99ZM124 226V225H123ZM132 226H130V227H132ZM151 226V225H150ZM209 226V225H208ZM214 226V225H213ZM219 226V225H218ZM221 226V227H222ZM232 226V225H231ZM230 225H229V227H231ZM234 227H237V225L235 226V225H233ZM238 226H239V228L242 226L241 224L239 225L238 224ZM244 226V225H243ZM255 226V225H254ZM254 226L252 225H250V226H248V227H253V229H251V232H253L254 233V230L256 231V228L254 229ZM1 227V226H0ZM6 226L4 225V228H5ZM119 227V226H118ZM128 227V226H127ZM127 227L125 228V226H124V228L125 229H127ZM141 228H146V226H144V227H142V226H140ZM216 227V226H215ZM234 227H232L231 229H233ZM259 227H260V224H259ZM262 227V226H261ZM1 228H3V227H1ZM40 228V229H39ZM141 228L139 229V230H141ZM206 228L209 230H206ZM225 228H226V226H225ZM238 228V229H239ZM242 228V227H241ZM244 229L246 228V227H243ZM242 228V229H243ZM257 228H258V226H257ZM115 228H113V230H114ZM122 230H123V227L121 228ZM124 229V230H125ZM131 229V228H130ZM138 229V228H137ZM151 229V230H152ZM212 229V228H211ZM215 229V228H214ZM216 229H218V228H216ZM221 229V228H220ZM230 229V228H229ZM229 229L227 228V231H229ZM237 229V228H236ZM243 229V230H244ZM259 229V228H258ZM262 229H263V227H262ZM4 229H2V230H0L1 232L3 231ZM100 230V229H99ZM113 230H112V232H113ZM117 231L119 230L120 231V228L119 229H116ZM116 230H115V232H116ZM123 230V231H124ZM134 230V229H133ZM145 230V229H144ZM213 230V229H212ZM239 230H241V229H239ZM248 228L246 229V231L244 232V231H242L241 230V232L242 233H246L245 235H247L248 233ZM253 230V231H252ZM264 230V229H263ZM9 231V230H8ZM98 231V230H97ZM122 231V232H123ZM126 231V230H125ZM128 232H129V229L127 230ZM126 231V232H127ZM134 231H136V230H134ZM145 231H147V230H145ZM144 231V232H145ZM149 232H150V230H148ZM155 231V232H154ZM213 231H215V230H213ZM212 231V232H213ZM217 231V230H216ZM226 231V232H227ZM233 231H234V229H233ZM250 231V230H249ZM259 231H262V230H259ZM96 232V231H95ZM128 232H127V234H128ZM132 232V231H131ZM131 232H129V234L131 233ZM142 232H143V229H142ZM141 232V235H143V233ZM225 232V231H224ZM241 232H238V234H241ZM250 232V233H251ZM262 232H264V231H262ZM92 234H93V231L91 232ZM125 233V232H124ZM140 233V232H139ZM148 233V232H147ZM211 233V232H210ZM214 233H216V236H217V232H214ZM214 233H212L211 234V236L212 235H214V236H212V239L210 240V242L212 243V242H215V245H216V243H220L219 241L218 242H216L217 240H216V237H215V234ZM222 233V232H221ZM220 233V234H221ZM228 233H230V232H228ZM227 233V234H228ZM233 233V232H232ZM260 233V232H259ZM258 233V234H259ZM9 234V233H8ZM127 234H122V235H120V239H118V240H120L121 241V244H123V243H126V242H128V241H126V242H123V240L125 239V237H126V239H127V237L129 236V234L127 235ZM138 234V233H137ZM150 234V235H151ZM220 234H218L219 236H220V239H221V235ZM226 234V236H229V235H227ZM257 234V233H256ZM258 234H257V236H258ZM263 234V233H262ZM262 234L260 235L259 234V236H261L262 237ZM3 235V234H2ZM14 235V234H13ZM107 235V234H106ZM210 235V234H209ZM225 235V234H224ZM237 235V234H236ZM253 235V234H252ZM6 236V235H5ZM88 236V235H87ZM90 236H91V234H90ZM89 236V237H90ZM112 236V235H111ZM113 236H115L114 234H113ZM116 236H118V234L116 235ZM130 236H131V234H130ZM223 236V235H222ZM250 237H253V236H251V234L249 235ZM249 236L247 235V236H243V239H244V237H248L249 238ZM258 236V237H259ZM263 236H264V234H263ZM9 237V236H8ZM83 237H85V236H83ZM92 237V236H91ZM225 237V236H224ZM224 237H222V238H224ZM234 237H235V234L233 235V239H231V241L232 240H234ZM1 238V237H0ZM86 238V237H85ZM88 238V237H87ZM97 238V237H96ZM107 238V237H106ZM129 238V237H128ZM131 238V237H130ZM132 238H133V235H132ZM137 238H139L138 236H137ZM136 238V239H137ZM141 238V237H140ZM147 238H146V240H147ZM199 238V239H198ZM207 238H209V237H207ZM206 238V239H207ZM211 238V237H210ZM213 238H214V240L215 241H212L213 240ZM229 238V237H228ZM228 238L225 240V238H224V241H227L228 240ZM247 238V239H248ZM254 238H255V234H254ZM253 238V239H254ZM257 238V237H256ZM16 239H18V238H16ZM114 239V238H113ZM145 239V238H144ZM198 239V240H197ZM219 239V240H220ZM242 239V240H243ZM246 239V240H247ZM252 238L250 239V240H253ZM264 239V238H263ZM13 240V239H12ZM100 240H102V239H100ZM111 240V239H110ZM142 239H140V241H141ZM222 240V239H221ZM237 241L238 240H240V239H236ZM241 240V241H242ZM250 240H248V242L250 243ZM97 241V240H96ZM113 241V240H112ZM136 241V240H135ZM134 241V242H135ZM138 241V240H137ZM136 241V242H137ZM139 241V242H140ZM145 241V240H144ZM144 241L143 242H141V243H143V248H145V246L147 245H145V243H144ZM207 241V240H206ZM206 241L204 242L205 243V245H206ZM224 241H221V243L223 242V245L224 244H226ZM243 241H245V239L243 240ZM256 241V240H255ZM257 241H258V239H257ZM260 241H261V243L263 242V240L262 239H260ZM1 242V241H0ZM4 242V241H3ZM6 242V241H5ZM4 242V243H5ZM9 242V241H8ZM106 241L104 240V243H105ZM114 242H116V244H117V241H113V247H114ZM133 242V241H132ZM131 242V243H132ZM136 242H135V244H136ZM138 242V243H139ZM146 242V241H145ZM169 242H171L172 243V246H170V244H169ZM233 242V241H232ZM259 242V241H258ZM258 242H256V244H258ZM2 243V242H1ZM20 243V242H19ZM80 243H81V241H80ZM79 243V245H81ZM83 243H84V241H83ZM140 243V244H141ZM147 243V242H146ZM203 243V244H204ZM210 243V244H211ZM228 243H230V242H228L227 241V244ZM234 244H235V241L233 242ZM237 243V242H236ZM243 244H244V246H246L247 245V247H250V244L252 245V243H245V242H242ZM242 243H240V244H238V245H242ZM17 244V243H16ZM87 244V243H86ZM111 244V245H112ZM127 244V243H126ZM134 244V245H135ZM140 244H136V247L132 244H130L131 246V248L134 246L135 248H136V250L138 249L137 248V245L139 246ZM210 244H208V245H210ZM226 244V245H227ZM231 244V243H230ZM246 244V245H245ZM248 244H249V246H248ZM5 245V244H4ZM6 245H8V244H6ZM10 245V244H9ZM48 245H49V247H48ZM77 245V244H76ZM212 245V244H211ZM223 245H222V247H223ZM225 245V246H226ZM262 245H264V243L262 244ZM13 246H14V244H13ZM102 246H104V245H102ZM117 246V245H116ZM121 246H123V245H121ZM217 246V245H216ZM224 246V247H225ZM233 246V245H232ZM236 246V245H235ZM239 246V247H240ZM255 246V248H259V250H260V252H261V247L262 246H258V247H256L257 245H254ZM3 247V246H2ZM1 247V248H2ZM6 247H8V246H6ZM93 247V246H92ZM113 247H111V251H112V253L109 255V256H111V255H113V252H114V249H113ZM118 247V246H117ZM120 247V246H119ZM118 247V248H119ZM124 247V246H123ZM141 247V246H140ZM161 247V248H160ZM170 247V248H169ZM191 247H193V246H191ZM199 247H202V246H199ZM205 247V246H204ZM204 247H202V248H204ZM213 247H214V245H213ZM223 247V248H224ZM238 247V246H237ZM236 247V248H237ZM242 247V246H241ZM264 247V246H263ZM262 247V248H263ZM82 248V247H81ZM84 248V247H83ZM97 248V247H96ZM110 248V247H109ZM117 248V249H118ZM130 248V249H131ZM135 248H134V250H135ZM194 248V247H193ZM202 248H200V250L202 249ZM210 248V249H209ZM211 248H212V246H210V247H208V250L210 251L211 250ZM216 248V247H215ZM229 248V247H228ZM231 248V247H230ZM245 247H243L242 248V254H243V251H245L246 249H244ZM252 248H253V246H252ZM252 248H250L251 250H252ZM254 248V249H255ZM89 249H91V248H89ZM120 249H121V247H120ZM187 249V248H186ZM188 249H189V247H188ZM187 249V250H188ZM191 249V248H190ZM195 249V248H194ZM194 249H192V250H194ZM213 250H211L212 251V253H213V251H214V248H212ZM233 249H234V247H233ZM244 249V250H243ZM249 248H247V251L249 252V250H248ZM253 249V250H254ZM87 250H88V247H87ZM94 250H96V249H94ZM93 250V251H94ZM133 249H131V250H129L130 252H131V256H132V258H133V254H132V252H134V251H132ZM135 250V251H136ZM139 250V249H138ZM143 250H145V249H142V250H140V252H141V256L145 253V255H146V252H148V249H147V251L146 252H144ZM204 250H205V248H204ZM216 250V249H215ZM218 250V249H217ZM220 250V249H219ZM224 250H226V249H224ZM223 250V251H224ZM250 250V251H251ZM257 250V249H256ZM103 251V250H102ZM110 251V250H109ZM110 251V252H111ZM119 251V250H118ZM129 251H127L126 250V252L128 253ZM142 251H143V254H142ZM197 251H199V250H197ZM209 251L207 252V254L209 253ZM238 251H240L241 252V248L238 250ZM255 251V250H254ZM258 251V250H257ZM257 251H255V253H257ZM77 252H79V251H77ZM76 252V253H77ZM99 252H101V251H99V249H98V253ZM115 252H117V251H115ZM187 252H189L188 254H191L190 252H191V250L190 251H187ZM186 252V253H187ZM194 252V251H193ZM193 252H192V254L191 255H193ZM195 252H196V250H195ZM206 251H203V253H205ZM226 252V251H225ZM235 252V251H234ZM237 252V251H236ZM236 252H235V254H236ZM247 252V253H248ZM259 252V251H258ZM260 252H259V255H260ZM95 253V252H94ZM98 253H96V254H98ZM121 253V252H120ZM136 254H137V251L135 252ZM185 253V254H186ZM202 253V252H201ZM212 253H210L211 254V256L213 257V254ZM215 253L217 254L218 252H216L215 251ZM219 253H221L220 251H219ZM227 253H231V252H227ZM239 253V252H238ZM245 253V252H244ZM249 253H251V252H249ZM249 253H248V255L247 256H249ZM261 253H263V255H264V252L262 251ZM48 254V256H46ZM101 255H103L102 254V252L100 253ZM117 254H118V256L117 257H119L120 255H119V253L117 252ZM123 254V253H122ZM136 254H135V257H136ZM138 254V255H139ZM228 254V255H229ZM81 255H83V254H81ZM94 255V254H93ZM124 255H125V253H124ZM128 255H130V254H128ZM184 255V254H183ZM196 253H195V256H190V257H192L193 258V260H194V258L196 259ZM201 256L202 255H204V254H200ZM206 255V254H205ZM209 255V254H208ZM225 255H226V253H225ZM228 255H227V257H228ZM237 255V254H236ZM240 255V254H239ZM245 255H246V253H245ZM251 256H249V257H251L252 258V256H254L255 255V257L258 255V253L257 254H254L253 255V253H251L250 254ZM95 256V255H94ZM98 256V255H97ZM105 256V255H104ZM115 255H113V257H114ZM130 256V257H131ZM140 256V257H141ZM182 256V255H181ZM185 256V255H184ZM210 255L208 256V257H211ZM244 256V255H243ZM96 257V256H95ZM105 257H108L107 255L105 256ZM112 257V258H113ZM134 257V258H135ZM138 257V256H137ZM135 258V259H137V261H138V258ZM139 257V260H141L142 258H140ZM180 257V256H179ZM178 257V258H179ZM199 257V256H198ZM197 257V258H198ZM203 257V256H202ZM211 257V259H207L208 260V262L210 261V260H212V259H214V258H212ZM218 257V256H217ZM224 258H225V256H223ZM234 258L232 259V260H234L235 259V256H233ZM237 257H242V256H237ZM255 257H253V258H255ZM258 257H262V256H258ZM87 258H89L90 259V257H87ZM92 258V257H91ZM122 258V257H121ZM120 257H119V259H118V262H120V259H121ZM181 258H183V257H181ZM201 258V257H200ZM200 258H199V260H200ZM221 258H222V256H221ZM228 258H230V256L228 257ZM252 258V260L250 259L249 261H246V264L249 262V264H250V262H253L254 260H256V259H253ZM264 258V257H263ZM263 258L261 259V258H259V259H261V262H262V260H263ZM96 259H97V257H96ZM95 259V260H96ZM103 259V258H102ZM115 259H116V257H115ZM123 259V258H122ZM134 259V260H135ZM146 259V260H145ZM177 259V258H176ZM189 259H191V258H189ZM188 258H185V259H183V261L185 260H189ZM243 259H245L246 260V257H244ZM38 260H39V262H38ZM80 260V259H79ZM87 260V259H86ZM107 260V259H106ZM114 260V259H113ZM124 260V259H123ZM126 260H128L129 261V263H131L132 262V264H133V262L136 264V261H133V259L132 260H130L129 258L127 259L126 258ZM174 260V259H173ZM179 260V259H178ZM204 260L206 261V258H204ZM214 260H216V259H214ZM237 260H242V259H237ZM245 260H243V261H245ZM248 260V259H247ZM81 261V260H80ZM109 261H111L110 260V257H109ZM114 261H117V260H114ZM114 261H112V262H114ZM164 261V262H163ZM169 261H168V263H169ZM196 261V260H195ZM213 261V260H212ZM236 261V260H235ZM234 261V262H235ZM258 261H260V260H258ZM93 262V261H92ZM95 262H97V261H95ZM111 262V264H113ZM118 262H115L114 264H118ZM123 262V261H122ZM125 262V261H124ZM124 262L123 263H120V264H124ZM198 262V261H197ZM207 262V261H206ZM216 262L217 261H215V264H216ZM224 262H227L225 259H224ZM263 262H264V260H263ZM83 263V262H82ZM85 263V262H84ZM83 263V264H84ZM106 264H108L109 262L107 261V262H105ZM128 263V262H127ZM128 263V264H129ZM142 264V260L141 261H138V264ZM166 263V262H165ZM164 263V264H165ZM173 263V262H172ZM193 263V262H192ZM222 263V262H221ZM221 263H219V264H221ZM235 263H237V262H235ZM245 263V262H244ZM11 264V263H10ZM89 264V263H88ZM102 264H104V263H102ZM126 264V263H125ZM167 264V263H166ZM191 264V263H190ZM194 264H196V263H194ZM211 264V263H210ZM227 264V263H226ZM232 264V263H231ZM239 264V263H238ZM242 264H243V262H242ZM258 264V263H257ZM260 264H262V263H260Z\"/></svg>","mask_w":264,"mask_h":264}]
</instances>
